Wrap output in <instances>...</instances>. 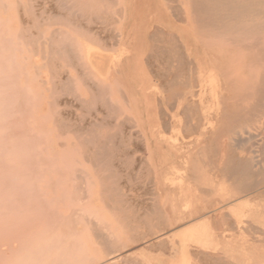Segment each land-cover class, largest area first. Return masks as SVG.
<instances>
[{"label": "rangeland", "instance_id": "1", "mask_svg": "<svg viewBox=\"0 0 264 264\" xmlns=\"http://www.w3.org/2000/svg\"><path fill=\"white\" fill-rule=\"evenodd\" d=\"M20 1H23V2H25V3H28L29 1L28 0H20ZM41 1V2H40ZM37 4H38V7H36L37 9L40 7V6H45L49 11H51V9H49L50 7H53L52 9H54L55 10V2H53L52 0H40ZM49 1H50V3L53 5H51L50 3H49ZM53 3H52V2ZM89 1V2H88ZM115 3H114V2ZM111 0V2L113 3H111L112 4V6H110V7H108V6H106L105 5V9L106 10H103L102 9V11L100 10V12H98L97 13V11H96V9H95V7L97 6V3H95V0H75V4L73 5V8L71 9V10H69V9H66V13L68 12L69 13V11L71 12V14H75L74 16V18L72 19V17H73V15H71L70 13H69V19L72 21L71 22V24L69 23V21L66 19L65 21L67 22V24H66V22L65 21H62L63 23H61V22H57V21H55V19L53 20V19H51V22H52V20H53V22L51 23V22H47V24H45V28L44 29H46L45 30V32H46V34L49 32V31H52V30H54V29H58L59 27H61L63 24H64V27H66V28H64V27H61V28H63V30L65 31V34H66V40H68V41H72V39H73V43H72V45H73V47L71 46V48L72 49H70V51H69V57L73 60V64H76V66H78L79 64H77L78 62L79 63H81L82 65H83V63L84 62H86V64H84L83 65V68H84V70L85 71H88L89 69L92 71H94V73H92V72H89V74L90 75H86V74H88V73H86L85 75L86 76H94V77H91V78H93V80L94 79H96V80H98L99 81V74L101 75V79L103 80V82L105 81L106 83L104 84V83H102V81H101V79H100V82H99V84H98V82L95 80V81H91L90 79L89 80H87L88 82H90L91 81V84H92V82H97V83H95V84H97V85H100V84H102V86H101V88L100 87H98V86H96L97 88H99V89H101V90H99L98 92L99 93H101V94H99V95H103L102 97L101 96H99L98 94L96 95L95 93H94V95H93V93L92 92H96V90H93V89H97L96 87H95V85H94V87H92L91 88V86H90V88L89 87H87L86 85V77H83V75L81 76L80 74L82 73V71H83V68L81 67V66H79V67H81L80 69H81V73H79V75H80V77H78V72L76 71L77 69H79V67H76V70H75V68L74 67H72V66H68V65H71V64H69V63H71V62H69V61H72L70 58V60L69 59H67V57H66V55L64 56V57H62L63 55H60L61 56V58H63V60L65 61V60H67L66 62H67V64L68 65H66V62L64 63V61L61 59V58H58V59H56V61L57 62H59V63H61V64H59V63H57L58 65H60V67L61 68H59V66H58V68H56L55 67V65H53V64H55L56 62L55 61H53L52 59H53V55L51 54V56L50 57H52V61H48V59L47 58H43L41 61H40V63H42V64H46L39 72H37L38 70H37V66L36 65H33L31 62H30V60H28V59H26L25 61H26V64H27V70H28V73H29V76H30V78L31 79H29V82H30V85L29 86H31V91H30V95H33L32 97V106L30 105V109H31V114L32 115H30L29 117H30V127L32 128V131L31 132H33V131H35L37 134H39V135H41V136H43V137H41V136H39V135H37L35 132H33V134L32 135H27V137H29V138H32V139H34V142H35V145H34V143H32V146H34V148H37V149H35L36 150V152H41V150L43 149V148H46L47 147V150L49 151V155L50 156H53L56 152H60V154H59V157L57 158V160L55 161V163H54V165H52V167H49V168H47V166H43L44 165V163H43V161H42V159H43V157H46V156H48L47 154V152H45V151H43V152H41V153H39V154H41V156L37 153H35L34 152V156H33V158H37L36 159V161H37V164H38V161L40 162V163H42V166H41V168L43 167V172H44V176H42V179L40 180V179H36L35 180V178L33 177H27V179H28V181H26V180H24L23 178H22V175H20V176H15V178L17 179V181L15 182L16 184H18L19 182H20V184H18L17 186H23V189H21V190H19V188H21V187H17L16 186V184L14 183L13 184V186H12V184H9L12 180H10V182L8 183V181L6 182V181H3V180H1L0 179V184L1 183H3V184H1L0 185V190H2L1 188L2 187H6L7 185V187H6V189L4 190H2L1 192H3V193H1L0 192V195L2 194V197L0 196V264H22V262L24 261V264H31L32 263V260H31V257L30 256H28V258H27V255L29 254V253H34V252H36L38 249H40V250H38L37 251V253H38V256H37V254H36V256H37V258L39 259V262L38 261H36V263L37 264H50L51 262H49L48 260L50 259V261H52L53 262V260H55L54 261V263L55 262H58V260H59V262H61L63 259H64V256H65V258H66V260H68V259H70V260H68L69 262H65V263H62V264H70V262L71 263H73V264H86V259L88 258V257H94V258H96V259H98V260H95L94 258V260L95 261H97V263L96 262H94L93 264H113L112 262H114V263H121L122 264V262H124L123 264H136V263H138V262H140L139 264H149V261H148V259H147V257L148 256H154V255H157V254H161V253H164V249L165 248H168V241H169V237H170V235H172L174 232H176L177 230H180L181 228H184V227H186V226H188V225H191V224H195V223H198V222H200V221H202V220H207V227H208V229H209V231L212 233V235H213V240L211 241V243H210V245L205 249H201V248H197V246H196V244H195V242L194 243H192L191 245H190V247H189V249H190V252H191V255H192V258H193V261L195 262V260H196V262H198L197 260V258H198V256L200 255H202V254H205L206 255V257L208 256V255H210V256H208V257H211V255H212V257L214 256V257H218V263H224L225 264V262L226 263H228V264H233V263H237V264H243L244 262L247 264L248 262L250 263V264H264L263 262H264V246L262 245V244H258V246H257V248H258V251H257V248L256 249H254V250H252V247H251V245H248L247 246V248H243L242 247V242H243V238L245 239V237H243L242 235H241V230L243 229V227H245L246 229L247 228H249V229H247V230H249L248 231V233H247V230H246V239H248V240H256V241H259L260 239H262V240H264V237L262 236V235H264V223H261V222H264V213H262V212H264L263 210H261V207H263L264 208V194H261V195H259V194H257L256 192H254V190L256 189V188H254V189H252V187H251V190H247V191H245L246 189H244L243 187H237L236 189H240V190H236L235 189V187H236V185L237 186H239L240 184H241V186H243L242 185V183H240L239 184V182H240V180H234L233 179V177H231L230 175L228 176L227 174H225V172L224 171H222L221 170V166H223L222 165V163H221V160H223L224 159V153H222V152H224L225 151V149H224V142H225V137H223V136H227V135H218V133L217 132H213L214 130V128L216 129V124H217V126L219 127V124H218V121L219 120H221V119H219L217 122H216V118L217 117H219L220 118V115L218 114V112L215 110V108H214V110H213V113H211L210 114V119H212V124H209V123H207V124H202V122L201 121H199V117L200 116H198V118L197 117H195V118H193V119H195V121H197V123L198 124H196L195 123V121L194 120H189V117L190 116H187L186 117V120H185V116L183 115V113H185L184 112V106H185V103L183 102V98H180L182 95L183 96H188L189 94H191L190 93V91L192 90V89H190L191 87H189V85L188 84H191V83H193L194 85H195V83L194 82H191L190 83V81H188L187 82V84L185 83V85H183L184 87H189V88H187V91H185L186 90V88H184L183 89V91L181 90L182 88H183V86L181 87V85L180 86H178L179 84H183V83H179V84H176L177 85V88L178 87H181V89L180 88H176V87H174V86H176V85H172L173 87H171L170 86V84L169 85H167L163 80H161L160 78H159V76L158 75H160L161 73L159 72V71H161V69H162V71L164 72V70H166V68H168L167 66H168V63H167V61H165V57H162V59H164L163 61L161 60V59H158L159 60V62L160 63H158V62H156V64H159L158 66L156 65V64H154V66L152 65L153 64V62L154 61H158V60H155L156 58H154V57H156L155 56V53H154V49L156 48V47H158L159 45H161V46H163L161 43L163 42V44L165 43L164 42V40L167 38V40H168V37H170L169 38V40L171 41V37H178L177 39L179 40H177L178 42H180V44H184V45H190L188 48H187V52H186V50L185 51H182V52H184V54H185V56H188L189 55V57L192 59V61H193V59H194V57L196 56V53L197 54H199V56H203V57H205V55H204V50H205V45L203 44V41H202V35L200 34V32L202 33V31H200L199 30V28H200V26H198L197 27V25H199V22H198V24H197V21H196V19L194 18L195 16V13H196V10H194V12L192 11L193 9H195V5H194V2H192V1H190V0H172V1H174V2H172L171 0L169 1V0H167V1H165V0ZM118 3H117V2ZM33 3H34V0L32 1ZM97 2V1H96ZM30 3V2H29ZM41 3V4H40ZM43 3V4H42ZM45 3V4H44ZM48 3V4H47ZM91 3H92V5H91ZM168 3V4H167ZM184 3V4H183ZM36 4V5H37ZM49 4H50V6H49ZM114 4H116V6L114 5ZM118 4V5H117ZM35 5V4H34ZM40 5V6H39ZM96 5V6H95ZM109 5H110V3H109ZM120 5H121V7H120ZM179 5H182L183 7H184V10H185V12L183 13L182 12V14H184L181 18H179L180 17V15H178V11H179V9L180 8H183L182 6L179 8ZM22 6V5H21ZM49 6V7H48ZM113 6H115V7H113ZM44 7V8H45ZM84 7L85 8H87V9H84ZM101 7V6H100ZM107 7H108V10H107ZM117 7V8H116ZM171 7H173L175 10L174 11H176V12H174L176 15H178L179 17V19H181V20H179V19H177L176 18V16H175V14L173 13V10L171 9ZM43 8V7H42ZM42 8H41V10H42ZM43 8V12L45 13H43L44 14V16H46V18L49 16V15H53V14H49V13H51V12H49L48 10H46V9H44ZM112 8H114V10L112 9ZM21 9H22V7H21ZM119 9V12L117 11ZM73 10V11H72ZM88 10V11H87ZM111 10H113L114 11V13L111 11ZM116 10V11H115ZM183 10V9H182ZM22 10H20V12H21ZM23 11H24V8H23ZM21 12L20 13V17L23 19L22 21H24L25 22V24H24V22H21L22 24L20 25L19 23H17V27H21V26H25L26 25V27H27V25L29 26V25H32L31 23L29 24V22L25 19V16L24 15H22V14H24V12ZM49 13H48V12ZM93 11V12H92ZM105 11H107V13L105 12ZM108 11H111L112 13H108ZM38 13H40L41 11L38 9V11H37ZM46 12H47V14H46ZM53 12V11H52ZM78 14V13H81L83 16H85L86 17V19L80 14V15H77L76 13ZM180 12V11H179ZM65 13V14H66ZM86 13V14H85ZM93 13H95V15L93 14ZM105 13V14H104ZM120 13V14H119ZM100 14V15H99ZM103 16H102V15ZM107 14H109V15H115L114 17H112L113 19H111V20H113V21H111L110 20V16L108 17V16H105V15H107ZM174 14V15H173ZM180 14V13H179ZM67 15L68 14H66V18H67ZM79 16V17H77V16ZM88 15V16H87ZM93 15V16H92ZM82 16V17H81ZM94 16H96V18L94 17ZM194 16V17H193ZM53 17V16H52ZM90 17H91V19H90ZM100 17H101V21H108V19L110 20V22L113 24V26L111 27L110 26V30H105L106 31V33H104V35H103V33H101V32H104L103 31V29H102V27H100V30H99V28H98V26H102V25H100V24H104V23H106V22H104V23H102V22H100L99 23V20H100ZM104 17V18H103ZM108 17V18H107ZM42 19L44 18V19H46L45 17H41ZM89 18V19H88ZM94 18V19H93ZM97 18H99V20H98V22H96V24L97 23H99V24H97V25H93V24H95V23H93V21L95 22V20L97 19ZM192 18H193V20L195 21V22H193L192 21ZM41 19V20H42ZM84 19H85V21H84ZM92 19H93V21H92ZM118 19V20H117ZM77 20V21H76ZM79 20V21H78ZM116 20H117V22H116ZM179 20V21H178ZM183 20V21H182ZM43 21V20H42ZM88 21H89V23L90 24H88ZM97 21V20H96ZM186 21H187V23H186ZM45 22H46V20H45ZM45 22H43V23H45ZM78 23L77 25L76 24H74V23ZM81 22V23H80ZM85 22H86V24H85ZM93 24H92V23ZM109 22V21H108ZM163 22V23H162ZM56 23V24H55ZM61 23V24H60ZM51 24V25H50ZM60 24V25H59ZM66 24V25H65ZM88 24V25H87ZM76 25V26H75ZM90 25H92L91 27H88V26H90ZM104 25H106V24H104ZM195 25H196V27L198 28H195ZM70 26V27H69ZM107 26H108V24H107ZM106 26V27H107ZM73 31H71L69 28ZM74 27V28H73ZM85 27H88V29L90 28V32H89V30L87 29V28H85ZM94 27V28H93ZM109 27V26H108ZM107 27V28H108ZM116 27H118V29L119 30H117L116 29ZM160 27V28H159ZM96 28V29H95ZM98 28V29H97ZM103 28H104V26H103ZM114 28V29H113ZM78 29V30H77ZM105 29V28H104ZM112 29V30H111ZM180 29V30H179ZM94 30H96L95 32L99 35V36H96L93 32H94ZM99 30V32H97ZM162 30H163V32H162ZM197 30H198V32H197ZM202 30V29H201ZM33 31H35L34 33L37 35V31H38V29H36V27H33ZM75 31V32H74ZM110 31V32H109ZM119 31V32H118ZM159 31H161V33L159 32ZM200 31V32H199ZM68 32H70V33H68ZM107 32H108V35H107ZM113 34H112V33ZM116 32V33H115ZM159 32V36H163L162 34H164V32H165V34L167 33V32H169L170 33V35L171 34H174L173 36H170V35H168V37L166 36V38H165V35L162 37V38H160V37H158V35L156 36V35H154L155 33H158ZM68 33V34H67ZM73 34V36H72V34ZM77 33V34H76ZM83 33V34H82ZM111 33V35H113L114 37H111V35H110V37H109V34ZM169 33H167V34H169ZM78 34H82L83 35V37H82V35H79L78 36ZM87 34V35H86ZM166 34V35H167ZM198 34H200L199 36H198ZM76 36V40H74L75 39V36ZM95 35V36H94ZM101 35V36H100ZM118 35V36H117ZM94 36V37H93ZM121 37V38H120ZM175 37V38H176ZM201 38V41L199 40L200 38ZM80 38V39H79ZM82 38V39H81ZM86 39V41H85V39ZM93 40H96V41H98L99 42V44L97 45V42L96 41H94V42H96V46L94 45V43L91 41L92 39ZM102 38H104V39H102ZM111 40V41H113L112 42V44H110L111 43V41L110 42H108L107 40ZM114 38V39H113ZM157 38H159V40L157 39ZM84 39V40H83ZM113 39V40H112ZM118 39V40H117ZM160 39H162L161 41H160ZM164 39V40H163ZM83 40V41H82ZM87 40L89 41L90 40V43H93V44H89V42H87ZM105 40V41H104ZM114 40L115 41H117L116 42V48H114L112 45H115L114 43ZM168 40V41H169ZM173 40V39H172ZM183 42H182V41ZM78 43H77V42ZM158 41H160V42H158ZM166 41V40H165ZM168 41H166V43L168 42ZM175 41V40H174ZM22 41L20 40V46H22L23 47V45H22V43H21ZM89 44V46H87V44ZM185 42H186V44H185ZM104 43H105V46L107 45V47H105L104 46ZM107 43V44H106ZM157 43L159 44L158 46H157ZM76 44H78V47H77V45ZM101 44H103V48L104 49H102L101 50V48L100 49H98L100 46H101ZM76 45V46H75ZM121 45V46H120ZM87 46V47H86ZM110 46H112L111 48V50H112V52L109 50V48H110ZM123 46V48L122 49H120L121 47ZM94 47H96V49L94 48ZM102 47V46H101ZM87 48H88V50H87ZM105 48H106V50H105ZM151 49V50H150ZM80 52H79V51ZM92 50H94V51H101L100 53L99 52H95V53H93L94 51H92ZM106 52H105V51ZM108 50V51H107ZM73 51H75L74 52V54L76 53L77 55H79L80 53H81V55L80 56H82V60L79 58V57H75V59L76 60H74V55H73ZM102 51H104V52H102ZM112 53H110V52ZM89 52H92V54H94V56H93V60H95V58H97L98 57V59H99V56H101L100 58L101 59H104V58H106V56H108V55H104V56H102V54L101 53H109V57H107V59L109 60V62H107L106 61V59H104V61H106L107 62V64H105L106 65V68H108V74L105 72L107 69L105 68L104 70H103V68L101 67V65L102 66H105L104 64H101V63H104V62H99L101 65H98V64H96V65H94V63H96V62H98V60L96 61L95 60V62L94 61H92L91 59V57H92V54L91 53H89ZM152 53L153 55H152V57H150L149 58V55L147 56V54L148 53ZM189 52H191V53H189ZM88 53H89V55H88ZM97 53V54H96ZM126 53V54H125ZM175 53V52H174ZM174 53L172 52L171 54L172 55H174ZM177 53V52H176ZM175 53V54H176ZM91 54V55H90ZM100 54V55H99ZM186 54H188V55H186ZM24 55L25 56H27L28 55V51H27V47H25V53H24ZM97 55H99V56H97ZM111 55L113 56L112 58H111ZM167 55V54H166ZM193 55V56H192ZM59 56V57H60ZM87 56V57H86ZM91 56V57H90ZM151 56V55H150ZM192 56V57H191ZM43 57V56H42ZM66 57V58H65ZM95 57V58H94ZM119 57H121L120 59H119ZM148 57V58H147ZM110 58V59H109ZM154 59V61H153V59ZM159 58V57H158ZM161 58V57H160ZM166 58H168V55H167V57ZM189 58V59H190ZM77 59H80L81 60V62L80 61H77ZM118 59V60H117ZM149 59V60H148ZM150 59L152 60V62H150ZM162 61V63H161V61ZM18 61H20V62H22L23 61V59L21 58V56H19L18 55ZM28 61V62H27ZM46 61H48L49 63H48V65H47V63H46ZM77 61V62H76ZM90 61V62H89ZM99 61H100V59H99ZM103 61V60H102ZM165 61V63H163ZM187 61L189 62L190 60H188L187 59ZM76 62V63H75ZM91 62H93V64L91 65ZM149 63V64H148ZM151 63V64H150ZM22 64H23V62H22ZM50 64H52V66L50 65ZM56 64V65H57ZM109 64H111V66L109 65ZM165 64V65H164ZM64 65H66L65 67H63ZM86 65H91L90 67L91 68H93V69H91L89 66H88V70H86L87 68H85L84 66H86ZM99 66L100 67V69H97V67L95 68L94 66ZM108 65L111 67H108ZM114 65V66H113ZM149 65H152V66H149ZM161 65H164V66H162L161 67ZM47 66H50V68L49 67H47ZM113 66V67H112ZM51 67H52V69H51ZM55 67V70L57 69H59L60 70V73L61 74H63L64 75V73H67V72H69V73H67V75L66 76H68V77H66L65 75V77L66 78H69V81L68 80H65L64 78H62V77H64V76H62V75H59V76H61V79L63 80V82L62 83H67V81H68V85H69V82H70V80H72V83H70V85H72V84H74V81H75V84H74V86H76V88L74 87L73 88V92L72 93H74V95H72V93L70 92V91H72L70 88V86H66L65 84H62L63 86L65 85L66 86V89H65V86H64V88L63 87H61V88H59V86L61 85V83H59V82H61V81H59L60 80V78H59V76H57L56 77V75H55V70H53V68ZM98 67V68H99ZM150 67H152V68H150ZM155 67H157V68H155ZM161 67V68H160ZM96 70H95V69ZM109 68H110V70H109ZM189 69H190V67H188ZM48 69H51V71L50 72H53L54 74H52L53 76L52 77H50L49 76V74H50V72L48 71ZM65 69H67L68 71L66 72H62L63 70H65ZM152 69V70H151ZM156 69V70H155ZM160 69V70H159ZM164 69V70H163ZM37 70V71H36ZM59 70H58V73H59ZM99 70H101V71H99ZM159 70V71H158ZM173 70V69H172ZM188 70V69H187ZM80 71V70H79ZM99 73H98V72ZM102 71H104L105 73H100V72H102ZM156 71H158V72H156ZM161 71V72H162ZM174 72H176V68H174ZM193 72V71H192ZM36 73V74H35ZM45 73H47V74H45ZM94 74V75H92V74ZM40 74V75H39ZM69 74V75H68ZM96 74V75H95ZM104 74H106V76L108 77H104ZM54 75H55V77H54ZM162 75V74H161ZM194 75V74H193ZM70 76V77H69ZM73 76V78H71ZM158 77V78H156V77ZM47 77V78H46ZM85 79V82H84V79ZM89 77V78H90ZM194 77H195V75H194ZM52 78H54V79H52ZM59 78V79H58ZM83 80H82V79ZM24 79V78H23ZM55 79H57V80H55ZM109 81H108V80ZM44 81V82H42V81ZM50 80H54V82L56 83V87H57V89H60V90H62V88L63 89H65V91H69V93L68 92H64L63 91V93L64 94H67L68 96V99H69V101H71L72 102V100H73V102H72V104L70 105V103L68 102V99H66L67 97H63V96H60L61 95V93H62V91H60V90H58L59 91V93H55V94H53V95H56V96H53V98L51 97V95L52 94H50L51 92H54V91H52V90H50L51 88H53V89H56L55 87H53L54 85H52L54 82H51ZM74 80V81H73ZM25 81V80H24ZM107 81H108V83H107ZM45 82H46V84H45ZM161 82H163L164 83V88H169V86H170V88H175V90L176 91H178V92H180V91H182V92H180V93H182V95L181 96H179L180 95V93L178 94L174 89H173V92H171V94L172 95H174L173 97H172V95H170L168 98L169 99H167V96L170 94V92H166V91H164L163 90V84L161 83ZM60 85H59V84ZM85 83V84H84ZM109 83H110V85H109ZM20 87L22 88V87H25V85L22 83V81L20 80ZM59 86H58V85ZM89 84V83H88ZM51 85H52V87H51ZM61 85V86H62ZM92 85V86H93ZM108 86L107 87V89H106V86ZM166 85H167V87H166ZM194 85H190V86H194ZM104 86V87H103ZM109 86L111 87V88H109ZM121 87V88H120ZM88 88L90 89V90H88ZM169 88V89H170ZM57 89H56V91H57ZM77 90V93H79L78 95H77V93H75V91ZM107 90V91H109L110 89H111V91L110 92H106V91H104V90ZM109 89V90H108ZM118 89H120V91H118ZM156 89H158L157 91H156ZM179 89H180V91H179ZM199 89V88H198ZM38 92H37V91ZM93 90V91H92ZM98 90V89H97ZM194 90H196V89H194ZM55 91V92H56ZM121 91H123V93H121ZM159 91V92H158ZM41 92V93H40ZM175 92V93H174ZM97 93V92H96ZM174 93V94H173ZM177 93V94H176ZM59 94V95H58ZM91 94V95H90ZM106 94H107V96H109L110 98H108V100H107V96H106ZM125 95V96H123V95ZM166 94V95H165ZM168 94V95H167ZM78 97H77V96ZM96 95V96H95ZM160 95V96H159ZM177 95V96H176ZM59 96V97H58ZM83 98V99H79V100H76V99H78V98ZM92 97V98H90L91 99V101L88 99L89 97ZM94 96V97H93ZM99 96V97H98ZM163 96H165V97H163ZM182 96V97H183ZM46 97V98H45ZM56 97H58V98H60V97H63V98H60V99H62V100H64V101H59V99H57ZM72 97V98H71ZM97 97V98H96ZM102 99H101V98ZM171 97L172 98H175V100L174 101H171L172 99H171ZM57 99L58 101L56 102L57 103V106L54 108V106L52 107V106H50V100H52V99ZM70 98H71V100H70ZM74 98H76V99H74ZM84 98L85 99H87V101L85 100L84 101ZM100 99V101H98L99 99ZM106 98V99H105ZM116 98V100H117V103H118V107L120 106L121 107V109L127 114L126 116H125V114L124 113H122L121 111L120 112H118L119 110H121V109H119L118 107H116V106H114L115 105V101L113 100V99H115ZM150 98V99H149ZM21 99V98H20ZM23 99L24 98H22V101H23ZM95 99V100H94ZM110 99V100H109ZM160 99V100H159ZM81 100H83L84 102H85V106H87V107H85L84 109L85 110H83V108H82V103H81ZM90 102H89V101ZM102 100H104V101H102ZM163 100V101H162ZM168 100H170L173 104H174V102H175V104L172 106H169L171 103H169L170 101H168ZM50 101V102H49ZM53 102L55 101V100H52ZM78 101V103H75L74 104V102H77ZM95 101V102H94ZM98 101V102H97ZM161 101V102H160ZM168 101V102H167ZM187 101H188V103H190L189 105L190 106H193L194 105V103L196 102L195 101V98L193 99V98H191L190 96L187 98ZM195 101V102H194ZM58 102H60L59 103V105L60 104H62V103H64V105L66 104V102H67V104L68 105H70V106H67V105H63L62 104V106H58ZM62 102V103H61ZM91 102H92V104H91ZM97 102V103H96ZM108 102V103H107ZM109 102H111L112 104H113V106H112V104L111 103H109ZM89 103V104H88ZM100 103H102V104H100ZM117 103H116V105H117ZM160 103V104H159ZM161 103H162V105H161ZM76 104H78V105H76ZM82 104V105H81ZM90 104L91 105H93V106H90ZM100 104V105H99ZM109 104H111V105H109ZM184 104V105H183ZM72 105H76V106H79L78 108L79 109H76V108H74L75 106H72ZM89 105V106H88ZM99 107V110L100 111H98V107ZM102 105V106H101ZM72 106V107H71ZM97 107V108H95V107ZM105 106V107H104ZM70 107H71V110H70ZM82 109H81V108ZM88 107H90V108H92V110L90 109V108H88ZM104 107V108H103ZM108 107V108H107ZM110 107V108H109ZM112 107V108H111ZM51 108H54V109H56L57 108V110H62L60 113H62V115H61V117H63V123H65V125L62 123H60V122H58V121H54V120H56V117L58 118V116H55V115H57V114H54L53 112H52V110L51 111H49ZM62 108H68V109H62ZM74 108V110H72ZM86 108H88V109H86ZM160 108V109H159ZM90 109V110H89ZM117 109V110H116ZM67 110H68V113H67ZM112 110V111H111ZM167 110H168V112H167ZM71 111V112H70ZM72 111H74V112H72ZM75 111L77 112V113H83V112H85V113H83V115L82 114H80L81 115V117L83 116H85L83 119H87V120H83L81 117H80V115L78 116V115H75L76 116V119H79V120H81V121H79V120H77V121H79V122H77L76 120H73L74 119V117L75 116H73L74 114H75ZM96 111H98V112H101V113H96ZM105 111V115L103 114V112ZM117 111V112H116ZM160 111V112H159ZM59 112V111H58ZM92 112H94V113H96V115H94ZM183 112V113H182ZM63 113H64V115H63ZM71 113H74V114H72L71 115ZM117 113V114H116ZM121 114V115H118V114ZM65 114H67V115H65ZM68 114H70L69 116H68ZM104 115V116H102V115ZM112 116H111V115ZM218 114V115H217ZM88 115V116H87ZM93 115H94V118H93ZM181 115V116H180ZM27 115H25V116H23L22 118H24V117H26ZM43 116V117H42ZM68 116V118L71 116V118L72 119H70V121H69V119L68 118H65V117H67ZM86 116H87V118H86ZM99 116V117H98ZM107 116V117H106ZM112 118L111 119V121H110V117ZM116 116V117H115ZM124 116H125V118H124ZM128 116L130 117V116H132V117H130L129 119H131L130 120V122H129V119L127 120L129 123H127L126 122V119L128 118ZM194 116H197V114H193V117ZM60 117V116H59ZM88 117H90V118H88ZM101 117H103L102 119H101ZM105 117V118H104ZM118 117V118H117ZM98 118H100V119H98L99 121H101V123L100 122H95V120L97 121V119ZM109 118V119H108ZM114 118V119H113ZM117 118V119H116ZM124 118V119H123ZM65 119H67L68 121H66ZM116 119V120H115ZM121 119H123V121L121 120ZM164 119V120H163ZM191 119V118H190ZM200 119H201V117H200ZM71 120L72 121H76V122H74L75 124L76 123H79L80 124V126L82 127L83 126V130H82V128H79V127H77V126H79V125H76V126H74L75 124L74 123H72L71 122ZM90 122H89V121ZM107 120V121H106ZM112 120H115L114 121V123H113V121ZM190 121L191 123H194V124H196V125H198V126H194V124H193V127H194V131L192 130L191 131V129H190V131H191V133H190V131H188V129L186 130V132L187 133H184L185 131H184V129L183 128H185V126H186V121ZM85 121H87V122H85ZM109 121V123H107ZM125 121V122H124ZM131 121H135L136 122V124L135 125H137V128H138V131H140V133L138 134V132H137V129H132V132L133 133H130V131H131V129H129V127H131L132 128V126H134V124L133 125H131ZM164 121H166V122H164ZM188 121V122H189ZM70 122V123H69ZM87 123V124H90L91 126H89V125H87L86 126V124H83V123ZM89 122V123H88ZM112 122V123H111ZM179 122V123H178ZM183 122V123H182ZM189 122V123H190ZM200 122V123H199ZM215 122H216V124H215ZM74 124V125H72V124ZM117 123H122V124H117ZM133 123V122H132ZM190 123V124H191ZM264 123V122H263ZM58 124H59V126H60V124L62 125V129L63 130H60V131H58V129H59V127H58ZM111 124V125H110ZM113 124V125H112ZM115 124H116V126H115ZM165 124H166V126H165ZM167 124H169V125H167ZM188 124V123H187ZM189 124V125H190ZM74 126V128L76 127L77 128V130H82V131H84L85 129V134H83V133H81V131H78L77 132V134L76 133H74V132H72V128L73 127H71L70 128V126ZM84 125L86 126L85 128H84ZM94 126V128H96L95 126H98V127H102V128H99L98 129V127L96 128V130H98V133L95 131V133H97V134H94V132H90L91 130L90 129H93L94 130V128H90V127H93ZM214 125V126H213ZM122 126H124L123 128H121ZM165 126V127H164ZM192 126V125H191ZM191 126H186V127H191ZM105 127V128H104ZM106 127H109V128H111V129H107ZM121 129H120V128ZM127 127V130L129 129V132L127 131V134H126V131L124 130V128H126ZM217 127V128H218ZM34 128V129H33ZM76 128L74 129V131L76 130ZM116 128H118V129H116ZM136 128V127H135ZM166 128H168V129H166ZM264 124H261V128L260 127H258V132H264ZM172 129V130H171ZM37 130V131H36ZM88 130H90V131H88ZM102 130V131H101ZM108 130H110V131H112V132H110V131H108ZM119 130H121V131H119ZM122 130H124V132H122ZM170 130V131H169ZM177 130V131H176ZM218 130H219V128H218ZM71 131V132H70ZM89 132L88 134L89 135H87V133L86 132ZM61 132H63V133H61ZM76 132V131H75ZM80 132V134L78 135V133ZM101 132H103L104 133V135H107L106 136V138H105V136L104 135H101L102 133ZM107 132H108V134H107ZM116 132V133H115ZM170 132H173V133H170ZM176 132V133H175ZM177 132H179V133H177ZM214 134H213V133ZM260 132V133H261ZM60 133V134H59ZM91 133V134H90ZM135 133V134H134ZM201 133H202V135H201ZM81 134H83V135H81ZM93 134L97 137V139H101L103 142L106 140L107 142H108V145H106L107 144V142L105 141L103 144H105V148H106V150H107V148H109V146H110V148L107 150V151H111L110 153L111 154H115V152L118 150V147H119V151H117L116 152V154H115V156L114 157H116V158H114V160L112 161V164H114L115 166H117L119 169H117L114 165H110V167H109V165H107V164H105V163H102L101 164V162H98V165H97V167H96V165H95V168H94V164H92L90 161H86V160H84V158H85V155H86V150H87V148L88 147H83V144L85 145V143L86 142H88L89 141V144L88 143H86V144H88V145H86V146H91L92 147V145L93 144H91L92 142H90V140L91 139H93L92 138V136H93ZM113 134V135H112ZM116 134V135H115ZM118 134H124L125 135V137H123V136H118ZM130 134H132V135H130ZM176 134V135H175ZM213 134V135H212ZM215 134H217L216 136H218V138L217 137H215L214 135ZM57 135L59 136L58 137V140L57 141H55V143H53V139H55L56 140V137H57ZM77 135V136H76ZM111 135V136H110ZM142 136V138H143V141L142 140H140V136ZM178 135V136H177ZM179 135H181V137L179 136ZM191 135V136H190ZM206 135V136H205ZM3 137H4V135H2ZM20 136V138L21 139H23V138H26V136L25 135H19ZM19 136H17L16 135V139L18 138L19 140H21L20 138H19ZM22 136H25V137H23L22 138ZM84 137V139L82 138V137ZM86 136V137H85ZM88 136V137H87ZM94 136V137H95ZM101 137L102 136V138H104V139H102V138H98V137ZM104 136V137H103ZM108 136H109V139H108ZM132 136V137H131ZM214 136V137H213ZM219 136H222V137H219ZM2 137V138H3ZM45 137V138H44ZM77 137H79L80 139L82 138L83 140L82 141H80L79 140V138H77ZM89 137H91L90 138V140H88L87 138H89ZM115 139H114V138ZM116 137H121V138H123V139H120V138H116ZM128 137V138H127ZM131 137V138H130ZM135 137V138H134ZM178 139H177V138ZM189 137H191V139L189 138ZM127 138V139H126ZM130 138V139H129ZM172 138V139H171ZM183 138H186L187 140H185V139H183ZM211 139V140H214L213 142L216 144V146H220L221 144V147H218L219 148V150L218 149H216L215 147H214V143L213 142H211V143H213V144H208L210 141H207L208 139ZM216 138V139H215ZM17 139V140H18ZM40 139H44V142L43 143H41L42 142V140H40ZM87 139V140H86ZM97 139L95 140V141H97ZM220 139H222V140H220ZM115 140L118 142V145H116L117 144V142H115ZM120 140H122V141H120ZM126 142H125V141ZM129 140V141H128ZM160 140V141H159ZM195 140V141H194ZM221 141L220 143H217V141ZM99 141V140H98ZM113 141V142H112ZM120 141V142H119ZM131 141V142H130ZM133 141V142H132ZM140 141V142H139ZM208 143H207V142ZM31 142H33V140L31 141ZM59 142H61V143H63L61 146H60V144L61 143H59ZM80 142H81V144H80ZM111 142V144H109ZM136 142H138V143H136ZM141 142H143V143H141ZM95 143V142H94ZM98 142H96L95 144H97ZM114 143H115V146H114ZM128 143V144H127ZM131 143V144H130ZM132 143H134V144H132ZM142 144V146L143 147H141V144ZM227 143V142H226ZM120 144H121V146H120ZM130 144V145H129ZM135 144H137L138 146L140 145V149H139V147L137 146V145H135ZM207 144L209 145V148L211 149V147H214V149H215V151H217L216 153L218 154V153H220L219 155H221V153H222V155L221 156H218L217 155V157H216V160H213V159H215V154H211L212 153V151H214V150H212V151H207V149H205V148H208V147H205V145L207 146ZM122 145H123V147L125 148V149H130V154L132 155H130L129 154V150L127 151H125V149L122 147ZM129 145V146H128ZM135 145V147H133V146ZM146 145V146H145ZM213 145V146H212ZM108 146V147H107ZM132 146V147H131ZM137 146V147H136ZM223 146V147H222ZM43 147V148H42ZM112 147H114V150H113V148ZM117 147V148H116ZM130 147V148H129ZM200 147V148H199ZM90 148V147H89ZM88 148V149H89ZM136 148V149H135ZM143 148V149H142ZM33 149V148H32ZM111 149V150H110ZM122 149H124L123 151H121ZM224 150V151H223ZM115 151V152H114ZM122 153H121V152ZM132 151H134L133 153H132ZM137 151H139V152H137ZM187 151V152H186ZM214 151V152H215ZM120 153V157H118L119 155V153ZM186 152V153H185ZM201 152V153H200ZM236 152H240V150H238V151H236ZM125 153V154H124ZM184 153V154H183ZM186 154V155H185ZM257 154H259V153H257ZM256 153H254V156L255 157H257L258 155H257ZM118 155V156H117ZM126 155V156H125ZM128 155V156H127ZM36 156V157H35ZM43 156V157H42ZM76 156V158L74 159V157ZM122 156V157H121ZM137 158H136V157ZM182 156H184L185 157V159H182ZM41 158V160H40V158ZM132 157V158H131ZM142 159V160H140V158ZM144 157V158H143ZM199 157H201V158H199ZM211 157V158H210ZM223 157V158H222ZM118 158V159H117ZM125 160H123V159ZM135 158L137 159L136 160V162H135ZM213 158V159H212ZM86 159H87V156H86ZM131 159V160H130ZM31 160V159H30ZM44 160H45V158H44ZM144 160V161H143ZM184 160H186V161H184ZM210 160H212L213 161V163H211V162H209ZM36 161L34 160V162L36 163ZM122 161V162H121ZM127 161H129V162H127ZM138 161H140V163L138 162ZM142 161V162H141ZM120 162V163H119ZM144 162H147V163H145L144 164ZM208 162V163H207ZM74 163H76V165L74 164ZM133 163V164H132ZM134 163H136V164H134ZM213 164V165H210L209 166V164ZM220 163V164H219ZM37 164H35L34 166H36ZM104 164L106 165V166H108L107 167V169L109 170V172L110 171H112L113 170V172H111L110 173V175L111 176H109V173H105V175H103V173L101 174L100 173V171L101 170H103V171H101V172H106V170H104L105 168V166H104ZM132 164V165H131ZM138 164V165H137ZM171 164H176V166H177V168L178 169H183V172H182V175L184 174V179H183V182H178V183H176V184H171V183H169V182H166L163 178H164V176H163V168L164 169H166V167H167V169L166 170H168L169 171V169H171L172 170V168H170V166H171ZM193 164V165H192ZM207 166H206V165ZM32 165V164H31ZM30 165V166H31ZM122 165H123V167H124V169H123V167H122ZM147 165H149L150 167H151V169L148 171V170H146V168H148L147 167ZM29 166V168H27V169H32L31 167ZM98 166H100V168L98 167ZM115 168H114V167ZM211 166H212V168L213 167H215L214 168V170L213 169H211ZM102 167V168H101ZM120 167H121V169H120ZM138 167H140V168H138ZM196 167V168H195ZM45 168H47L46 170H45ZM57 168V169H56ZM104 168V169H103ZM112 168H114V169H112ZM138 168V169H137ZM193 168H194V171H192L193 170ZM216 168H217V170H216ZM220 168V169H219ZM33 169L35 170V168L33 167ZM70 169H72L75 173L76 172H78V171H75L76 169H80L79 171V175L80 176H84V182H83V186L82 187H79V186H81L82 185V180H81V178L79 177V179H77V181H79V183H81V184H76L77 186H76V188L74 187V184L75 183H77V182H74V183H72V177H71V175H73V173H72V170H70ZM112 169V170H111ZM129 169V170H128ZM133 169H136V172L135 171H131L130 172V170H133ZM141 169H143V170H141ZM195 169H197V171L195 170ZM28 170V171H29ZM34 170H30V172L31 171H34ZM52 170V171H51ZM58 170H60L63 174H60V173H58L59 171ZM82 170V171H81ZM97 170V171H96ZM122 170V171H121ZM125 170H126V172H125ZM128 170V171H127ZM138 170H140V174H139V172H138ZM219 170H221V171H219ZM27 171V172H28ZM96 171V172H95ZM117 171V172H116ZM151 171V172H150ZM198 171H199V173H198ZM217 171H219V172H221V178L219 179V180H217V179H215L214 177H213V172H214V174L217 172ZM10 172V176L8 177L9 179H10V177H12V174H13V172L14 171H9ZM48 172V173H47ZM97 172H99V174H101L100 175V177L98 176L99 174H97ZM127 172H129V173H127ZM143 174H142V173ZM146 173V175H145V173ZM151 174H150V173ZM193 172V173H192ZM1 173L3 174V173H5L4 171L2 172L1 171ZM0 173V174H1ZM17 173V174H16ZM33 173V172H32ZM113 173H115V174H113ZM122 173H124V174H122ZM125 173H127V174H125ZM132 173H138V174H136L137 176H138V178H137V176L135 175V174H132ZM147 173H149V174H147ZM1 174V175H2ZM15 174L16 175H19V174H21V172H18V171H15ZM31 174V173H30ZM48 174V175H47ZM107 174V175H106ZM122 174V175H121ZM131 174V175H130ZM0 175V176H1ZM6 175V177L8 176L7 175V173L5 174ZM5 175H3V176H1L2 178H5ZM78 175V174H77ZM78 175V176H79ZM113 175H114V178H112L113 177ZM119 175H121V176H125V175H127V178H128V180H131L132 181V185L130 184V182L131 181H128L127 182V179H125V180H121V182L119 181L121 178L122 179H124V178H126V177H120ZM149 175V176H148ZM150 175H152V176H150ZM176 175H178V172H176ZM179 175H180V173H179ZM178 175V176H179ZM226 175V176H225ZM32 176V175H31ZM148 176V177H147ZM101 177H104V178H106V179H104L105 181H107V183H109V184H107V185H109L108 187L110 188V191H109V188L107 187V189H108V191L109 192H111V190L113 189L114 190V192L112 191L111 193H116L114 196H109L111 193H107V195L109 196V198H108V196L106 195V194H104V193H106L107 191V189L106 188H103V190H101L102 188H101V186H103V185H105V187H106V184L104 183V182H100V180L102 179ZM135 177H136V179L138 180V179H146V178H149V183H148V181H146L145 180V182H147V183H144L143 182V184L141 183V184H139L138 183V181L137 180H135ZM142 177V178H141ZM228 177V178H227ZM30 178H32V180H34L35 182H33L32 180H30ZM43 178H44V180H43ZM59 178V179H58ZM101 178V179H100ZM119 178V180H116V179H118ZM133 178V179H132ZM26 179V178H25ZM54 181H53V180ZM61 179V180H60ZM153 180V181H151V180ZM194 179H195V181H194ZM196 179H197V182H196ZM226 179V181L224 182V180ZM227 179L228 180H230V181H232V179L234 180L233 182L234 183H232V182H230L229 181V183L230 184H227L228 183V181H227ZM235 179H238V178H235ZM259 179H260V177H258V180L256 179V178H254V179H249V184H253L254 185V183L255 184H257V186L256 185H254L253 187H259V183H257L258 181H259ZM30 180V181H29ZM40 180V181H39ZM57 180V181H56ZM110 180V181H109ZM112 180V181H111ZM1 181H3V182H1ZM27 182V184H26V182ZM57 182V185H53L54 183L53 182ZM58 181H60V182H58ZM93 181V182H92ZM102 181V180H101ZM124 181H125V183H127L126 185L124 184ZM219 181V182H218ZM237 181V182H236ZM5 182V183H4ZM13 182V181H12ZM11 182V183H12ZM18 182V183H17ZM31 182H33V184L35 185V183H37L36 185L37 186H39V187H37V188H41V189H37V190H39L40 191V193H39V191L37 192V193H39V194H37L36 195V193H33L34 195H35V197L34 196H32L33 194L32 193H30V192H32L33 191V189H34V187L36 186H34L33 184H31ZM71 182V183H70ZM95 182V183H94ZM122 183V184H120V183ZM133 182H136V183H138V187H139V189H138V187L135 185V183L133 184ZM207 182V183H206ZM218 182V183H217ZM223 182V183H222ZM252 182V183H251ZM52 183V185H53V187H51L50 186V184ZM101 183H104V184H102L101 185ZM113 183V184H112ZM118 183H119V186H120V188L118 189V187H116V186H118ZM151 183V184H150ZM221 183V184H220ZM236 183H238V184H236ZM5 184V185H4ZM31 184V185H30ZM56 184V183H55ZM110 184H112V185H110ZM115 184V185H114ZM144 184H145V186H146V184H147V188L150 186L151 188H149V189H144V188H140V187H142V186H144ZM198 184H200V185H198ZM207 184V185H206ZM232 184H234V185H232ZM123 185H125V186H123ZM135 186V188H136V190H135V188H134V186ZM140 185V186H139ZM229 186V188L228 187H226V186ZM230 185L231 186H233V188H234V190H232V187H231V191L229 190L230 189ZM15 186L18 188V190L21 192L22 190V192L20 193L21 195H17V193H16V191L15 190H17V188H15ZM27 186V187H26ZM32 186V187H31ZM112 186H114V187H116L115 189H114V187H112ZM121 186L123 187V190L121 189ZM128 186V187H127ZM131 186V187H130ZM133 186V187H132ZM199 186H200V189H202V190H200L199 189ZM201 186H203V187H201ZM206 186H208L207 188H209V187H211L212 186V188H209L210 190H214L215 188L213 187V186H215L216 187V189L214 190L215 192H213V191H211L210 192V190H207V188H205ZM220 186V187H219ZM261 186V185H260ZM54 187H55V190H54ZM80 188L79 190H81V188H82V191H78V193L80 194V192H82V193H84V191L83 190H85V195H83V196H81L80 195V199H82L81 201H80V199H78V198H76V200H75V197L76 196H79V194L77 193V195L75 194V197H74V194H72V192L76 189V191H74V193H76L77 192V189L78 188ZM219 187V188H218ZM26 188H28V190L26 189ZM31 188H33V189H31ZM129 188V189H128ZM133 188V189H132ZM228 188V189H227ZM25 189V190H24ZM43 189H45V190H43ZM71 189V191H69ZM87 189V190H86ZM106 189V190H105ZM116 189H118L119 191H117ZM127 189V190H126ZM17 190V192L19 193V191ZM34 190H36V189H34ZM36 190V191H37ZM105 190V192L103 193V191ZM120 190H122V192L120 191ZM145 192H144V191ZM149 190V191H148ZM175 190V191H174ZM219 190V191H218ZM228 190V191H227ZM24 191H26V193H24ZM28 191V192H27ZM30 191V192H29ZM36 191H34V192H36ZM116 191V192H115ZM127 191H128V193H127ZM147 191H148V193L150 192V194H147ZM198 191V192H197ZM12 193V194H10V193ZM44 192V194H42V193ZM87 192V193H86ZM101 192L103 193L102 195H101ZM126 193V196H128V195H131V198H130V196L129 197H127V198H129L130 200H132V204L133 203H137V204H133V207L131 206L132 204L131 203H129L130 205H129V207L131 208L132 207V209H128V203L126 204V202H130V200L129 199H127V198H123V196L121 197V195H125V193ZM140 192H142V194H144V196L140 193ZM169 192V193H168ZM205 192V193H204ZM220 192V193H219ZM222 192V193H221ZM15 193V194H14ZM30 193V194H29ZM61 193H64V196H62L61 195ZM95 193V194H94ZM124 193V194H123ZM130 193H132V194H134L133 196H132V194H130ZM139 193V194H138ZM205 195H207V194H209V195H207V196H205ZM214 193V194H213ZM216 193H217V195H218V193H219V196L221 197H219V196H217L216 195ZM228 193H230V194H232L231 196L232 197H230V196H228ZM234 193H235V195L236 196H233L234 195ZM243 193V194H242ZM244 193H245V195H244ZM4 194V195H3ZM14 194V195H13ZM24 194H28L27 196L26 195H24ZM118 194H120V196L118 195ZM128 194V195H127ZM243 196H242V195ZM6 195V196H5ZM18 197H17V196ZM39 195V196H38ZM73 195V196H72ZM121 197L120 198V200H118V197ZM137 195H140V196H137ZM153 195V196H152ZM239 195H241V197H238ZM16 196V197H15ZM24 196V197H23ZM103 196H107L106 197V199L103 197ZM135 196V197H134ZM143 198H142V197ZM210 196H211V198L213 197V199L212 200H210ZM224 196V197H223ZM226 196H228V197H226ZM5 197V198H4ZM9 197V198H8ZM16 199H15V198ZM72 197H73V199H72ZM84 197H86L85 198V200H84ZM116 197V198H115ZM125 197V196H124ZM132 197H133V199H132ZM137 197H139V198H142V200L144 201V202H141L142 200L141 199H138ZM147 197H150V199H148ZM151 197L153 198V199H151ZM216 197H218V199H216V201H217V203L216 204H214V201L213 200H215L214 198H216ZM223 197V198H222ZM236 197V198H235ZM2 198V199H1ZM63 198V199H62ZM137 198L138 199V201H136L135 199ZM145 198H147L148 199V201L149 202H151V204L150 203H148L147 204V202H146V200L147 199H145ZM154 198H156L155 199V202L153 203V204H155L156 205V203L157 204H160V206H161V210L163 211V213H161L162 211H160L159 210V205H158V207L157 208H154V205H152V202L154 201ZM208 199L209 198V201L210 202H207L208 200H206V199ZM225 198V199H224ZM239 198V199H238ZM61 199H62V201H61ZM123 199V202H121V200ZM127 199V200H126ZM220 199V200H219ZM224 201H222V200ZM50 200H51V202H50ZM58 200H60V201H58ZM73 200H75L74 201V203L72 202ZM103 200H104V202L106 201L107 203H109L108 205H106L104 202H103ZM107 200H112V201H110V202H108ZM120 202L119 204H117L116 202ZM133 200H135V201H133ZM140 200V201H139ZM114 201V202H113ZM213 201V202H212ZM215 201V202H216ZM221 201V202H220ZM113 202V203H112ZM141 202V205L143 206L142 208H140V210H144V211H140V212H138L139 214L138 215H136L135 217H136V219H137V217H140L141 215V218H138V220H140V219H142L143 217H144V219H142V220H145V218L148 216V218H146V220L148 221L149 220V217H150V219L152 218L153 219V215L156 217V219H157V217H159V218H161V220L164 218V217H161L163 214V216H165V218H164V220H162V222L161 223H163V222H166V224H158V222H156L158 225H161V226H157V224H151V223H155V222H151L152 221V219L147 223V221H146V223L147 224H149L150 222V224H149V226L147 225L146 226V228L148 227V230L145 228V226H143V227H141L140 225H145L146 223H140V222H138L137 224H136V219L135 218H131V216H133V215H131V214H134V213H136V211H134L133 213H132V210H133V208H135L136 206H138V204ZM159 202V203H158ZM187 202V203H186ZM227 202V203H226ZM48 203H50V205L48 206V207H46V205H48ZM52 203V204H51ZM114 203H116L117 205L115 206L116 208H118V210H116V208L114 209H110V207H114ZM125 203V204H124ZM142 203H146V205L145 206H147L148 205V207H147V210H149L148 208L150 207H153V209H151V210H153V211H151V210H149V211H147L145 208L146 207H144V205L142 204ZM211 203V204H210ZM226 203V204H225ZM238 203H242V204H245V206L247 205V208H244L245 210H244V216L242 217V219H241V221H238V219H236V217H234V215L230 212V208L232 207V206H234V205H236V204H238ZM124 204V205H123ZM64 205H66V206H64ZM110 205V207H107V206H109ZM112 205V206H111ZM126 205V206H125ZM141 205H139L138 206V208L139 207H141ZM151 205V206H150ZM211 205H220V206H217L216 207V209H215V206H212V208H213V210H211L210 211V206ZM260 205H261V207H260ZM71 206V207H70ZM121 206H125L126 207V209H128V210H126V211H129V213L128 212H126L125 214H126V216H128V218L126 217V221L124 220L123 222L120 220L121 219V216H119V215H123V212L121 213V212H117V211H119V209H121L122 207ZM135 206V207H134ZM189 206V207H188ZM259 206V207H258ZM51 208V210H53V209H55V214L51 211V210H49L50 208ZM77 207V209H75L74 211H75V213H74V215L75 214H80V216L79 215H77V216H74V217H77V218H74V219H78V218H80V219H78V220H76V221H72V220H74L72 217H69V218H71L72 220V222H75V223H72L71 221H68V222H61V221H64L65 219H63L62 217L63 216H67V215H69L70 214V212L72 211V209L73 208H76ZM47 208H49V209H47ZM72 208V209H71ZM78 208H80V209H83L82 210V212L81 213H76V211L77 212H79L78 211ZM138 208L137 209H135V210H137L138 211ZM211 208V209H212ZM221 209V211H222V214L224 213V212H228L227 214H228V216L230 217V219H231V223H232V225H235V226H230L231 225V223L229 224V227H227V225H228V223L229 222H227V221H229V218H228V216L226 217V214H225V216L224 215H220V209ZM123 210H120V211H124L125 209H124V207L122 208ZM154 209H157L158 210V214H160V216H156V215H158V214H156L155 215V210ZM219 211H218V210ZM224 209V210H223ZM246 209H248L249 211L247 212V210ZM253 209H255V210H257V211H255V210H253ZM57 210V211H56ZM87 210H88V212L90 213V215L89 216H91V214H93L92 216L95 218H91L90 219V217L87 215ZM111 210H112V212H113V210H115V212H116V214L115 215H113L112 216V213H110L111 212ZM131 210V211H130ZM214 210H217L216 212H214ZM251 210V211H250ZM258 210H261V212L260 211H258ZM48 211V212H47ZM50 211V212H49ZM81 211V210H80ZM145 211H147V212H150V214L149 213H147V212H145ZM210 211V212H209ZM246 211V212H245ZM41 212V213H40ZM53 213V215H52V213ZM84 212H86V215H85V213ZM96 212V213H95ZM144 213V215L147 213V216L145 217L144 215H143V213ZM214 212V213H213ZM219 212V214L217 215V213ZM254 212H255V214H254ZM44 213V214H43ZM48 213V214H47ZM72 213V212H71ZM118 213V214H117ZM152 213H154L152 216H151V214ZM42 214V215H41ZM50 214L52 215V218H56L55 220H56V222L53 220V219H51V217H50ZM62 214V216H60ZM130 214V215H129ZM141 214V215H140ZM250 214V215H249ZM258 214H260V216L258 215ZM45 215H47V217H49V218H47L48 219V221H53V222H51L52 224H55V225H58V226H56L57 228H53L54 226H52V229H51V225H49V224H47V225H49V226H47L46 225V223L44 222V221H42V219L43 220H46L45 218H46V216ZM49 215V216H48ZM73 215V214H72ZM72 215H70V216H72ZM82 215H84L85 216V218H84V216H82ZM98 215V216H97ZM215 215L218 217L219 215H220V217H223V222L224 221H226L225 219L226 218H228L227 219V221L226 222H224V225H223V223L221 222V221H219L220 219V217H218V218H216L215 217ZM255 217H257L256 219L254 218V216ZM43 218H42V217ZM54 216V217H53ZM87 216V217H86ZM114 216H118L117 217V219L118 220H120V222H122V223H120L118 220H116V218L114 217ZM124 216H122V218L124 217ZM130 216V217H129ZM38 217H41V218H38ZM68 217V216H67ZM66 217V218H67ZM134 217V216H133ZM154 217V218H155ZM194 217H197L196 219L194 218ZM213 217H215V218H213ZM87 218H89V219H87ZM130 218V219H129ZM193 218V219H192ZM233 218V219H232ZM251 218H253V220H251ZM62 219V220H61ZM99 221H101V220H104L105 222H107V223H105V225L106 224H109V225H104V221H103V224L101 225V224H99V223H101V222H99ZM124 219V218H123ZM132 219H134L135 221L133 222L132 221ZM222 219V218H221ZM68 220H70V219H68ZM89 222H88V221ZM92 220H95L94 221V225L92 226V224L93 223H91V222H93ZM128 220H130L129 222H128ZM137 220V221H138ZM141 220V221H142ZM160 219H157V221H159ZM246 220V221H245ZM263 220V221H262ZM42 221V222H41ZM77 221H79V223L77 222ZM82 221V222H81ZM96 221H98V223H96ZM131 221L133 222L132 223V225H131ZM153 221H155V219L153 220ZM188 221V222H187ZM215 221V222H214ZM218 221H219V223L220 224H222V225H220L219 223H218ZM234 221V222H233ZM248 221V223H249V221H250V225H257V226H254L253 228L248 224V226H247V222ZM41 222V223H40ZM77 222V223H76ZM219 224V226L218 225H216L217 223ZM70 223H71V225L73 226L74 224L76 225L75 227L76 228H78L77 230L80 232V231H83V232H81L80 234H78V233H76V235L75 234H73L72 236L73 237H69V239L71 238V240H72V238H74L73 240H75L76 241V239H75V237L74 236H76V238H77V240H79V241H77L78 243H80V246L78 245V243H76L75 241H74V243L76 244V245H78L79 247H76V248H74L75 246L72 244V241H70V240H68V238H66L67 236H65V235H61L62 236V238H63V236L65 237V239H67L66 241H67V243L70 241L71 242V246L69 247V249L67 248L68 247V244L66 243V242H64V238L62 239V241H61V239L59 238V237H61L60 236V234H61V232L60 231H62V234L64 233V234H66V231H67V233H68V230H70L69 231V233L70 232H72V229L70 228V229H68L69 227H68V225H66V224H69V226H70ZM128 223H130L129 225L130 226H134L135 224V226H137L139 223H140V225H138V226H140V227H138L137 226V228L135 227L134 228V230H138V231H136L135 232V234H139V233H142V234H139L138 236H140V238L136 235V239H138L137 241H133V239H129L130 237H131V234L133 235V233H130V232H127V229H128V231H129V228H130V226H124V225H126V224H128ZM160 223V222H159ZM180 223V224H179ZM181 223H183V224H181ZM233 223H235V224H233ZM98 224V225H97ZM122 224H124V225H122ZM169 224V225H168ZM179 224V225H178ZM62 225H66V227H67V230L64 232V228L62 227ZM96 225H97V227L98 228H96ZM105 227H104V226ZM156 226V227H153L152 229L150 228V230H152V231H154L155 232V234H154V232H150V230H149V227H152V226ZM168 225V226H167ZM226 225V226H225ZM71 226V227H72ZM104 227V229L105 230H109V231H105V233H101L100 234V232L98 231V230H100V231H102L103 229L102 228H100V227ZM108 226V227H107ZM175 226V227H174ZM218 226V228L221 226H223L221 229H217L216 227ZM34 227H36V228H34ZM49 227V228H48ZM61 227L63 228V229H61ZM65 227V228H66ZM92 227H94V228H92ZM159 227H161V229L159 230L158 228ZM164 227V228H163ZM231 227V228H230ZM232 227H236V228H232ZM241 227V228H240ZM46 228H48V229H50L49 231H50V234H49V231H48V237L47 238H45V235H47L46 233H47V230H46ZM75 228V229H76ZM84 228V229H83ZM133 228V227H132ZM167 228V229H166ZM255 228H257V229H255ZM42 229V230H41ZM54 229V230H53ZM57 229V231H58V233H59V237H57L58 238V240H60L58 243H57V238L56 237H54V236H56L57 234H56V232H54L55 230ZM59 229H60V231H59ZM73 229H74V227H73ZM83 229V230H82ZM95 229H97L96 231L97 232H99V236L96 238V236H97V233H94V231H95ZM131 229V228H130ZM165 231H164V230ZM217 229V230H216ZM227 229V230H226ZM254 229V230H253ZM262 229H263V232H262ZM44 230H46V231H44ZM53 230V232L51 233V231ZM225 230V231H224ZM76 231V230H75ZM110 231L112 232V233H110ZM132 231H133V229H132ZM141 231V232H140ZM145 231L147 232L148 231V234L147 233H145ZM161 231H164V232H161ZM257 231V232H256ZM259 231V232H258ZM260 231H261V233H260ZM74 232V231H73ZM72 232V233H73ZM103 232H104V230H103ZM107 232V233H106ZM143 232L146 234V237L145 236H142L143 235ZM158 232V233H157ZM223 232H225V233H223ZM227 232V233H226ZM75 233V232H74ZM159 233H161V234H159ZM38 234H40V235H38ZM44 234V235H43ZM55 234V235H54ZM95 234H96V236H95ZM107 234V235H106ZM134 234V235H135ZM144 234V235H145ZM224 234V235H223ZM260 234V235H259ZM67 235V234H66ZM103 235L105 236V238H103ZM109 235H111V236H109ZM133 235V238H134V240H135V236ZM153 235V236H152ZM161 235H162V237H161ZM40 238H39V237ZM102 238H101V237ZM109 236V237H108ZM115 237V239H111V240H115L113 243L116 245V244H118V243H116V242H121V244L120 245H123L122 247L121 246H119V244H118V246L119 247H121V248H117V247H113L114 249H120L119 250V252H118V250L117 251H115V252H113V253H116V254H109V252H111V251H113L112 249H111V251L109 250V249H105V248H103L102 246H104V247H106L107 245H110V244H108L111 240H110V238H112V237ZM167 236V237H166ZM218 236H220V237H218ZM245 236V235H244ZM255 236V237H254ZM51 237V238H50ZM113 237V238H114ZM142 237H144V239H142ZM160 237V238H159ZM167 238V239H165V241H164V239L163 238ZM249 237V238H248ZM39 238V239H38ZM43 238H45L44 240H43ZM53 238H56V245L59 247L60 245H61V243L60 242H64L65 243V245H64V248L63 247H61L64 243H62V245L58 248L57 246H55V245H52V247H57V248H52L54 251L56 250V253L54 252V251H52V250H47L48 248H46L45 249V244L47 243V244H49L50 245V243L54 240L55 241V239H53ZM99 238V239H98ZM145 238H147V240L145 239ZM154 238H156V239H154ZM231 238V239H230ZM53 239V240H52ZM152 239V240H151ZM157 241V243L155 242V244H158V245H155L154 244V242H153V244L151 245V244H149V243H151L152 241ZM161 239V241H159ZM163 239V240H162ZM48 240V241H47ZM51 240V241H50ZM81 240V241H80ZM107 241L105 244L103 243V242H105V241ZM141 240H143V241H141ZM235 240H236V242H235ZM45 241H47V242H45ZM54 241L52 242V244L54 243ZM149 241V242H148ZM146 242H147V244H146ZM160 242H163V244L162 243H160ZM167 242V243H166ZM227 242V243H226ZM45 243V244H44ZM81 243H83V244H81ZM123 243V244H122ZM141 243V244H140ZM219 243V244H218ZM226 243V244H225ZM235 243H237V244H235ZM55 244V243H54ZM58 244H60V245H58ZM102 244V245H101ZM114 244H112V246L114 245ZM146 244V245H145ZM149 244V245H148ZM218 244V245H217ZM49 245H47V247H49ZM70 245V244H69ZM137 245V246H136ZM153 245H155V246H153ZM217 245V246H216ZM224 245H226V246H224ZM72 246H74V247H72ZM126 248H125V247ZM152 248H151V247ZM161 246H166V247H161ZM194 246V247H193ZM216 246V247H215ZM224 246V247H223ZM229 246H230V248H229ZM44 247V248H43ZM133 247V248H132ZM155 247L156 248H158V249H155ZM222 247V248H221ZM72 248H74L76 251H74ZM108 248V247H107ZM111 248V247H110ZM122 248H125V249H122ZM231 248H233V249H231ZM240 248H242V249H240ZM261 248V249H260ZM59 249H61V250H59ZM68 250L70 253H68V251H65V250ZM71 249V250H70ZM105 249V250H104ZM127 249H129V251L127 250ZM223 249H224V252H225V254H224V252H223ZM229 249V250H228ZM236 251H235V250ZM59 250V251H58ZM108 252H107V251ZM193 250H194V252H193ZM197 250H199V251H197ZM211 250H213L212 251V253H209V251L211 252ZM238 250V251H237ZM246 252H245V251ZM251 250V251H250ZM44 251V252H43ZM46 251V252H45ZM49 253H48V252ZM52 251V252H51ZM58 251V252H57ZM63 251V252H62ZM65 251V252H64ZM72 251V252H71ZM105 251H106V253H105ZM121 251V252H120ZM124 251V253H122ZM126 251H128V252H126ZM200 251H203V253H200ZM206 251H207V254H206ZM219 251V253H218V255H217V253L216 252H218ZM29 252V253H28ZM41 252L43 253V254H45V255H43V254H41ZM126 252V253H125ZM131 252V253H130ZM214 252V253H213ZM232 252H233V255H236V252L237 253H239L240 252V254H237L236 256H239V255H241L240 257H243V259L242 258H237V260L238 259H240L241 260V263H239L238 261H236V262H234V261H232V260H235L236 259V257H234L233 258V255H232ZM51 253H52V255L54 256H51ZM62 254L63 255V257H60V256H62L61 254L60 255H58V254ZM71 254V255H73V258H70V256L68 255V254ZM109 255H108V254ZM121 253V254H120ZM130 255H129V254ZM196 253V254H195ZM200 253V254H199ZM243 253V254H242ZM245 253H246V255H245ZM46 254H48V256L46 255ZM65 254V255H64ZM67 254V255H66ZM119 254V255H118ZM126 254V255H125ZM197 254H199V255H197ZM216 254V255H215ZM222 254H224L225 256H224V258H225V260H222L223 259V255ZM231 255V256H229V255ZM43 255V256H42ZM56 255H57V257H56ZM76 255H78L77 256V258H74V256L76 257ZM129 255V256H128ZM205 255H202V256H205ZM47 256V257H46ZM68 256V257H67ZM85 256V257H84ZM87 256V257H86ZM116 256H117V258H116ZM127 258H126V257ZM220 256V257H219ZM246 256H247V259H245L244 260V258H246ZM44 258V261H43V258ZM51 257V258H50ZM83 257V258H82ZM123 257V258H122ZM131 257V258H130ZM134 257V258H133ZM226 257H229V259H230V263L228 262V260H227V258ZM251 257V258H250ZM253 257H254V259H253ZM25 258H27L26 260H25ZM42 259V261H41V259ZM55 258V259H54ZM57 258H58V260H57ZM63 258V259H62ZM125 258V259H124ZM129 258V260H131V259H135V261H133L132 260V263H128V260H126V259H128ZM137 258H138V262H136V260H137ZM220 258H221V260H220ZM249 258V259H248ZM46 259V260H45ZM81 261H80V260ZM216 259V258H215ZM76 260H79V261H76ZM123 260H125V261H127V262H125V261H123ZM141 260H143L142 262H141ZM220 260V261H219ZM249 260V261H248ZM253 260L255 261V262H253ZM21 261V262H20ZM223 261V262H222ZM244 261V262H243ZM48 262V263H47ZM136 262V263H135ZM253 262V263H252ZM257 262V263H256ZM260 262V263H259ZM35 263V262H34ZM33 263V264H34ZM53 263V264H54ZM60 263V264H61ZM248 263V264H249ZM52 264V263H51ZM59 264V263H58Z\"/></svg>", "mask_w": 264, "mask_h": 264}, {"label": "bare ground", "instance_id": "2", "mask_svg": "<svg viewBox=\"0 0 264 264\" xmlns=\"http://www.w3.org/2000/svg\"><path fill=\"white\" fill-rule=\"evenodd\" d=\"M29 2L28 3H25V2H23V1H20V0H0V173H1V171L3 172H5V173H1L0 175L1 176H3V175H5L6 173H7V177H6V175H5V178H2L1 176H0V179L1 180H3V181H8V183L10 182V180H12L9 184H12V186H13V184L17 181V179L15 178V176L17 177V176H20V175H22V178L24 179V180H26V181H28V179H27V177L29 176V177H34L35 178V180L36 179H42V176H44V170H43V167L41 168V166H42V163H40L39 161H38V164H37V161H36V159L37 158H33V156H34V152L37 154H39V153H41V152H43V151H45V152H47L48 154V156H46V157H43V159H42V161H43V163H44V165L43 166H47V168H49V167H52V165H54V163H55V161L57 160V158L59 157V154H60V152H56L53 156H50L49 155V151L47 150V147L46 148H43L42 150H41V152H36V150L35 149H37V148H34V146H32V143H34V145H35V142H34V139H32V138H29V137H27V135H32L33 134V132H35V131H33V132H31L32 131V128L30 127V115H32L30 112H31V107H30V105L32 104V96L33 95H30L29 93H30V91H31V86H29L30 85V82H29V79H31L30 78V76H29V73H28V70H27V64H26V59H28V60H30V62L33 64V65H36L37 66V72H39L45 65L44 64H42V63H40V61L43 59V58H47L48 59V61L50 60V61H55L56 63L55 64H53V65H55V67L56 68H58V66H59V68H61L60 67V65H58L57 63H59V62H57L56 61V59H58V58H61V56L60 55H63L62 57H64L65 55H66V57H67V59H69L70 57V55H69V51H70V49H72L71 48V46L73 47V45H72V43H73V39H72V41L70 42V41H68V40H66L67 38H66V34H65V31L63 30V28H61V27H64V24L61 26V27H59L58 29H54V30H52V31H49L47 34H46V32H45V30L46 29H44L45 28V24H47V22H51V19H55V21H57V22H61V23H63L62 21H65L66 19L69 21L70 19H69V13L71 14V12L69 11V13L67 12H65L66 11V9H69V10H71L72 8H73V5L75 4L74 2H75V0H52L53 2H55V10L54 9H52L53 7H50L49 9H51V11H49L44 5L43 6H40L38 9L41 11L40 13H38L37 11H38V9L36 8V7H38V2L40 1V0H34V3L32 2L33 0H28ZM51 1V2H52ZM97 1V2H96ZM113 1V0H112ZM165 1H167V0H165ZM170 1V0H169ZM172 1V0H171ZM177 1V0H176ZM190 1H192V2H194V5H195V9H193L192 11L194 12V10H196V13H195V19H196V21H197V24H198V22H199V25H197V27L198 26H200V28H199V30L200 31H202V33L200 32V34L202 35V41H203V44L205 45V50H204V55H205V57H203V56H199V54H197L196 53V56L194 57V59H193V61H192V59L189 57V55L188 54H186V55H188V56H185V54H184V52H182V51H185L186 50V52H187V48L190 46V45H184V44H180V42H178L179 40L177 39L178 37H176L174 34H171L170 35V33L169 32H167V33H169V34H165V32H164V34H162L163 36L165 35V38H166V36L168 37V35H170V36H175V37H171V41L169 40V38L170 37H168V40H167V38L165 39L163 36V38L166 40V41H168L167 43H166V41L164 40V44H163V42L161 41L162 39H160V41L162 42H160V41H158V42H160L163 46H161V45H159L158 43H157V46L158 47H156L153 51H154V53H155V56L156 57H154V58H156L155 60H158V59H161L162 61L165 59V61H167V63H168V68H166V70H164V72L162 71V69H161V71H159L161 74L160 75H158L159 76V78L161 79V80H163L167 85H169L170 84V86L171 87H173L172 85L174 84V85H176V84H179V83H183V84H179L178 86H180L181 85V87L183 86V85H185V83L187 84V82L188 81H190V83L191 82H194L195 83V85L193 84V83H191V84H188L189 85V87H191L190 89H192L191 91H190V93L191 94H189L188 96H183L182 95V93H180V92H182L183 91V89L184 88H186V87H184L183 86V88L181 89V87H178V88H180L182 91H180V89H179V91L180 92H178V91H176L175 90V88H170V86H169V88H164L165 86H164V83L163 82H161L162 84H163V90L164 91H166V92H173V89L179 94L180 93V95L179 96H181L180 98H183L184 100H183V102L185 103V106H184V112L185 113H183V115L185 116V120H186V117L187 116H190L189 117V120H194L195 121V119H193V118H195V117H197L198 118V116H200L201 117V119H200V117H199V121H201L202 122V124L204 123V124H207V123H209V124H212V119H210L209 117H210V114L211 113H213V110H214V108H215V110L218 112V114L220 115V118L219 117H217L216 119V122L219 120V119H221V120H219L218 121V124H219V127L217 126V124H216V122H215V124H216V129L214 128L213 130V132H217L218 133V135H227V136H223V137H225V142H224V149H225V151L224 152H222V153H224L225 155H224V159L223 160H221V163H222V165L223 166H221L220 168H221V170L222 171H224L225 172V174H227L228 176L230 175L231 177H233V179L234 180H240V182H239V184L240 183H242V185L243 186H241V184L239 185V186H237L236 185V187H235V189L237 188V187H243L244 189H246L245 191H247L248 189L249 190H251V187H252V189H254V188H256L255 190H254V192H256L257 194H259V195H261V194H264V132L262 133L261 131V133L260 132H258V127H260L261 128V124H264L263 122H264V0H190ZM41 2V1H40ZM52 2V3H53ZM89 2V1H88ZM114 2V1H113ZM117 2V1H116ZM172 2H174V1H172ZM49 3H50V1H49ZM95 3H97V6L95 7V9H96V11H97V13L98 12H100V10L102 11V9L103 10H106L105 9V5L106 6H108V7H110V6H112V2H111V0H95ZM109 3H110V5H109ZM112 3V4H111ZM115 3V2H114ZM118 3V2H117ZM35 4V5H34ZM37 4V5H36ZM41 4V3H40ZM43 4V3H42ZM45 4V3H44ZM48 4V3H47ZM51 4V3H50ZM50 4H49V6H50ZM168 4V3H167ZM184 4V3H183ZM22 5V6H21ZM52 5V4H51ZM52 5V6H53ZM91 5H92V3H91ZM115 6H116V4H114ZM118 5V4H117ZM48 6V7H49ZM101 6V7H100ZM115 6H113V7H115ZM182 5H179V8L181 7ZM21 7H22V9H21ZM44 9H46V10H48L49 12H51V13H49L48 11V13L49 14H53V15H49L47 18H46V16H44V12L42 11L43 10V8ZM108 7H107V10H108ZM120 7H121V5H120ZM183 7V6H182ZM23 8H24V11H23ZM41 8H42V10H41ZM111 8V7H110ZM117 8V7H116ZM84 9H87V8H85L84 7ZM113 10H114V8H112ZM171 9L173 10V13L174 12H176V11H174L175 9L173 8V7H171ZM183 9V10H182ZM20 10H22L23 12H24V14H22V15H24L25 16V19L29 22V24L31 23L32 25H27V27H26V25L25 26H21V27H17V23H19L20 25L22 24L21 22H24V21H22L23 19L20 17V13L22 12H20ZM113 10H111L113 13H114V11ZM177 10V9H176ZM53 11V12H52ZM73 11V10H72ZM88 11V10H87ZM111 11H108V13H112ZM116 11V10H115ZM118 12H119V9L117 10ZM180 11V12H179ZM179 11H178V15H180V17L178 16V15H176L175 13V16H176V18L177 19H179V18H181L184 14H182V12L184 13L185 12V10H184V7L183 8H180L179 9ZM47 12H46V14H47ZM93 12V11H92ZM106 13H107V11H105ZM44 13V14H43ZM68 14L67 15V18H66V14ZM76 13V12H75ZM112 13V14H113ZM116 13V12H115ZM114 13V14H115ZM180 13V14H179ZM77 14V13H76ZM81 13H78L77 15H80ZM86 14V13H85ZM94 15H95V13H93ZM105 14V13H104ZM103 14V15H104ZM120 14V13H119ZM173 14V15H174ZM71 15H73V14H71ZM75 15V14H74ZM73 15V17H72V19L75 17ZM76 15V16H77ZM82 15V14H81ZM100 15V14H99ZM102 15V14H101ZM102 15V16H103ZM53 16V17H52ZM83 16V15H82ZM81 16V17H82ZM88 16V15H87ZM93 16V15H92ZM105 16H110L111 18H110V20L111 19H113L112 17H114L113 15L111 16V15H109V14H107V15H105ZM41 17H45L46 19H42ZM77 17H79V16H77ZM85 19H86V17L85 16H83ZM95 18H96V16H94ZM107 17V18H108ZM179 17V18H178ZM80 18V17H79ZM104 18V17H103ZM115 18V17H114ZM43 21H42V20ZM53 19V20H54ZM85 19H84V21H85ZM89 19V18H88ZM90 19H91V17H90ZM94 19V18H93ZM93 19H92V21H93ZM182 19V18H181ZM181 19H179V20H181ZM45 20H46V22H45ZM53 20H52V22H53ZM97 20V21H96ZM95 20V22L93 21V23H95V24H93L92 22V24L93 25H97V24H99L100 22H102V23H104V22H106V21H101V17H100V20H99V18H97ZM98 20H99V23H97L96 24V22H98ZM110 20L108 19V21L106 22V23H104V24H106V25H104V24H100V25H102V26H98V28H99V30H100V27H102V29H103V31L104 32H101V33H103V35H104V33H106V29L107 30H110L109 28H110V26L112 27L113 26V24L110 22ZM114 20V19H113ZM113 20H111V21H113ZM118 20V19H117ZM117 20H116V22H117ZM178 20V21H179ZM77 21V20H76ZM79 21V20H78ZM115 21V20H114ZM183 21V20H182ZM192 21L193 22H195L194 20H193V18H192ZM43 22H45V23H43ZM51 22V23H52ZM66 22V21H65ZM71 20L69 21V23L71 24ZM54 23V22H53ZM60 23V24H61ZM74 23V22H73ZM81 23V22H80ZM118 23V22H117ZM163 23V22H162ZM186 23H187V21H186ZM24 24H25V22H24ZM56 24V23H55ZM59 24V25H60ZM66 24H67V22H66ZM65 24V25H66ZM74 24H76V23H74ZM78 24V23H77ZM76 24V25H77ZM85 24H86V22H85ZM88 24H90L89 23V21H88ZM87 24V25H88ZM107 24H108V26H107ZM51 25V24H50ZM75 25V26H76ZM79 25V24H78ZM77 25V26H78ZM80 26V25H79ZM92 25H90V26H88V27H91ZM103 26H104V28H103ZM108 28H107V27ZM33 27H36V29H38V31H37V35L34 33L35 31H33ZM70 27V26H69ZM68 27V28H69ZM88 27H85V28H87L88 29ZM196 27V25H195V28H197ZM64 28H66V27H64ZM74 28V27H73ZM94 28V27H93ZM97 28V29H98ZM160 28V27H159ZM70 29V28H69ZM96 29V28H95ZM114 29V28H113ZM116 29L117 30H119L118 29V27H116ZM198 29V28H197ZM202 29V30H201ZM71 30V29H70ZM78 30V29H77ZM89 30V32H90V28L88 29ZM99 30L97 31V32H99ZM112 30V29H111ZM180 30V29H179ZM72 31V30H71ZM96 30H94V34L96 35L97 33L95 32ZM73 32V31H72ZM75 32V31H74ZM110 32V31H109ZM119 32V31H118ZM160 33H161V31H159ZM159 32L158 33H155L154 35H158L159 34ZM162 32H163V30H162ZM197 32H198V30H197ZM68 33H70V32H68ZM67 33V34H68ZM91 33V32H90ZM112 33V32H111ZM111 33L109 34V37H110V35H111ZM116 33V32H115ZM72 34V33H71ZM77 34V33H76ZM83 34V33H82ZM82 34H78V36L79 35H82ZM113 34V33H112ZM200 34H198V36L200 35ZM87 35V34H86ZM94 35V36H95ZM107 35H108V32H107ZM156 35V36H157ZM72 36H73V34H72ZM75 36V35H74ZM77 36V35H76ZM76 36H75V39L74 40H76ZM93 36V37H94ZM96 36H99L98 34L96 35ZM101 36V35H100ZM118 36V35H117ZM82 37H83V35H82ZM111 37H114L113 35H111ZM158 37H160V38H162L161 36H159L158 35ZM115 38V37H114ZM113 38V39H114ZM121 38V37H120ZM200 38V37H199ZM80 39V38H79ZM82 39V38H81ZM85 39V38H84ZM83 39V40H84ZM92 39V38H91ZM102 39H104V38H102ZM106 39V38H105ZM112 39V40H113ZM158 40H159V38H157ZM173 39V40H172ZM178 41H177V40ZM20 40L22 41L21 43H22V45H23V47L22 46H20ZM82 40V41H83ZM107 40V39H106ZM118 40V39H117ZM175 40V41H174ZM200 41H201V38L199 39ZM85 41H86V39H85ZM93 43H94V45L96 44V42H97V45L99 44V40L98 41H96V40H91ZM94 41H96V42H94ZM105 41V40H104ZM108 42H110L109 40H107ZM182 41V40H181ZM201 41V42H202ZM77 42V41H76ZM87 42H89V44L91 45V44H93V43H90V40L88 41L87 40ZM112 42L113 41H111V43L110 44H112ZM114 44L115 45H112L114 48H116V42L117 41H115L114 40ZM183 42V41H182ZM78 43V42H77ZM86 43V42H85ZM87 44V43H86ZM89 44H87V46H89ZM107 44V43H106ZM109 44V43H108ZM107 44V45H108ZM185 44H186V42H185ZM77 45V47H78V44H76ZM75 45V46H76ZM107 45L105 46V43H104V46L105 47H107ZM86 46V47H87ZM96 46V45H95ZM102 46V47H101ZM101 46L98 48V49H100L101 48V50L102 49H104L103 47V44H101ZM109 46V45H108ZM112 46H110V48H109V50L112 52ZM121 46V45H120ZM25 47H27V51H28V55L27 56H25L24 55V53H25ZM90 47V46H89ZM95 49H96V47H94ZM108 48V47H107ZM123 48V46L120 48V49H122ZM87 50H88V48H87ZM105 50H106V48H105ZM104 50V51H105ZM151 50V49H150ZM79 51V50H78ZM92 51H94V50H92ZM104 51H102V52H104ZM108 51V50H107ZM109 51V52H110ZM74 52L75 51H73V55H74V60H76L75 59V57L77 56V57H79L80 55H81V53L79 54V55H77L76 53L74 54ZM80 52V51H79ZM95 52H101V51H94L93 53H95ZM106 52V51H105ZM110 52V53H111ZM174 53V55H172L171 53ZM89 53H91L92 54V52H89ZM89 53H88V55H89ZM189 53H191V52H189ZM51 54L53 55V59H52V57H50L51 56ZM90 54V55H91ZM97 54V53H96ZM102 54V56H106V55H108V56H106V58H104V59H106V61L108 60L107 59V57H109V53L107 54H105V53H101ZM112 54V53H111ZM126 54V53H125ZM151 56H150V55ZM168 55V58H166L167 57V55ZM18 55L19 56H21V58L23 59V64H22V62H20V61H18ZM100 55V54H99ZM99 55H97V56H99ZM149 55V58L150 57H152V53H148L147 54V56ZM43 56V57H42ZM60 56V57H59ZM93 56H94V54H92V61H94L95 62V60L97 61L98 60V62H96V63H94V65H96V64H98V65H101V64H107V62H109V60L106 62V61H104V59H101L102 57L101 56H99V59H100V61H99V59H98V57L97 58H95V60H93ZM193 56V55H192ZM191 56V57H192ZM65 57V58H66ZM87 57V56H86ZM101 57V58H100ZM113 56L111 55V58H112ZM159 57V58H158ZM161 57V58H160ZM162 57H165L164 59H162ZM52 60H51V59ZM81 60L83 59L82 58V56H80L79 57ZM121 57H119V59H120ZM148 58V57H147ZM190 58V59H189ZM62 60H63V58H61ZM71 59V58H70ZM69 59V60H70ZM80 59H77V61H80L81 62V60ZM110 59V58H109ZM153 59V58H152ZM187 59L188 60H190L189 62L187 61ZM72 60V59H71ZM103 60V61H102ZM118 60V59H117ZM149 60V59H148ZM160 60V61H161ZM48 61H46V63H47V65H48ZM64 61V60H63ZM67 60H65L64 61V63L66 62ZM76 61V62H77ZM153 61H154V59H153ZM162 61H161V63H162ZM165 61L163 62V63H165ZM28 62V61H27ZM68 62V61H67ZM67 62H66V65H68L67 64ZM69 62H71V63H69V64H71V65H68V66H72V67H74L75 68V70H76V67H79V66H81L82 68H83V65L84 64H86V62H84L83 63V65L81 64V63H77V64H79L78 66H76V64H73L72 62H73V60L72 61H69ZM75 62V63H76ZM90 62V61H89ZM99 62H104V63H99ZM150 62H152V60L150 59ZM156 62H158V63H160L159 62V60L158 61H154L153 62V66H154V64H156ZM57 64V65H56ZM59 64H61V63H59ZM93 64V62H91V65ZM149 64V63H148ZM151 64V63H150ZM51 66H52V64H50ZM66 65H64L63 67H65ZM90 65V66H91ZM93 65V66H94ZM110 66H111V64H109ZM108 65V67H110ZM152 65H149V66H152ZM157 66L159 65V64H156ZM165 65V64H164ZM164 65H161V67L162 66H164ZM88 66L89 65H86V66H84L85 68H87L86 70H88L89 68H88ZM89 66V67H90ZM114 66V65H113ZM112 66V67H113ZM47 67H49L50 68V66H47ZM55 67L53 68V70H55ZM81 67H79V69H77L76 71L78 72V77H80V75L82 76L83 75V77H86V86L87 87H89L90 88V86H91V88L92 87H94V85H95V87L96 86H98V87H100L101 88V86H102V84H100V85H97V84H95V83H97L98 82V84H99V82H100V79L102 78L101 77V75L99 74V76L101 77H99V81L98 80H96V79H94L93 80V78H91V77H94V76H86V75H90L89 74V72H92V73H94V71L92 70H88V71H85L84 70V68H83V71H82V73H81ZM95 68L97 67V69H100V67L99 66H94ZM99 67V68H98ZM101 67L103 68V70L106 68V65L105 66H102L101 65ZM159 67V66H158ZM160 67V68H161ZM188 67H190V69L188 68ZM81 68V69H80ZM91 68V67H90ZM94 68V69H95ZM111 68V67H110ZM110 68H109V70H110ZM150 68H152V67H150ZM155 68H157V67H155ZM174 68H176V72H174ZM51 69H52V67H51ZM51 69H48V71L50 70L51 71ZM91 69H93V68H91ZM107 70L105 71L106 73L108 72V68H106ZM158 69V68H157ZM173 69V70H172ZM188 69V70H187ZM59 70V69H58ZM58 70L56 69L55 71V75H56V77L57 76H59V75H62V76H64L65 74L67 75V73H69V72H67L68 70L67 69H65V70H63L62 72H67V73H64V75L63 74H61L60 73V70H59V73H58ZM80 70V71H79ZM96 70V69H95ZM152 70V69H151ZM156 70V69H155ZM49 71V72H50ZM99 71H101V70H99ZM104 71H102V72H100L101 74L102 73H105ZM158 71H156V72H158ZM193 71V72H192ZM98 72V71H97ZM40 73V72H39ZM79 73H81L80 75H79ZM86 73H88V74H86ZM91 73V74H92ZM99 73V72H98ZM36 74V73H35ZM45 74H47V73H45ZM52 74H54L53 72H50V74H49V76L50 77H52L53 75ZM86 74V75H85ZM108 74V73H107ZM195 75V77H194V75ZM40 75V74H39ZM55 75H54V77H55ZM65 75V76H66ZM69 75V74H68ZM92 75H94V74H92ZM96 75V74H95ZM62 77V78H66V77H68V76H66V77ZM108 76V75H107ZM106 76V74H104V77L106 78L107 77ZM55 77V78H56ZM70 77V76H69ZM82 77V78H83ZM90 77V78H89ZM156 77V76H155ZM24 78V79H23ZM47 78V77H46ZM59 78H60V80L59 81H61V82H59V83H61V85L62 84H65L66 86L68 85L67 83H68V81H69V78H66L65 80H68L67 81V83H62L63 82V80L61 79V76H59ZM58 78V79H59ZM71 78H73V76L71 77ZM81 78V79H82ZM108 78V77H107ZM156 78H158V77H156ZM52 79H54V78H52ZM74 79V78H73ZM84 79V78H83ZM82 79V80H83ZM93 80V81H97V82H92V84H91V81L90 82H88L87 80ZM20 80L22 81V83L25 85V87H20ZM25 80V81H24ZM55 80H57V79H55ZM108 80V79H107ZM42 81V80H41ZM51 82H54V80L52 81V80H50ZM74 81V80H73ZM101 81H102V83H106L105 81L103 82V80L101 79ZM109 81V80H108ZM108 81H107V83H108ZM42 82H44V81H42ZM84 82H85V79H84ZM58 83V84H59ZM70 83H72V80H70V82H69V85L68 86H70L71 88V90L72 91H70L71 93L73 92V88L75 87L76 88V86H74V84H75V81H74V84H72V85H70ZM89 83V84H88ZM45 84H46V82H45ZM55 84V85H54ZM57 84V85H58ZM85 84V83H84ZM94 84V85H93ZM52 85H54L53 87H55L56 89H57V87H56V83L54 82ZM52 85H51V87H52ZM60 85V84H59ZM58 85V86H59ZM59 86V88H61V87H63L64 88V86L62 85V86ZM93 85V86H92ZM109 85H110V83H109ZM167 85H166V87H167ZM190 85H194V86H190ZM66 86H65V89H66ZM106 86V85H105ZM104 87V86H103ZM107 87L108 86H106V89H107ZM174 87H176L177 88V85L176 86H174ZM189 87H187V88H189ZM62 88V90H60V89H57V91H56V89H53V88H51L50 90H52V91H54V92H51L50 94H52L51 95V97L53 98V96H56V95H53V94H55V93H59V91L58 90H60V91H62V93H61V95L60 96H63V97H67L68 95L67 94H64L63 93V91L64 92H68L69 93V91H65V89H63ZM88 88V90H90ZM97 88V87H96ZM109 88H111L110 86H109ZM121 88V87H120ZM177 88V89H178ZM187 88H186V90L185 91H187ZM199 88V89H198ZM93 89V88H92ZM98 89V90H97ZM97 89H93V90H96V92H92L93 93V95H94V93L97 95H99V94H101V93H99L98 91L99 90H101V89H99V88H97ZM104 90V91H106V92H110L111 91V89L109 90V91H107V90ZM194 89H196V90H194ZM67 90V89H66ZM76 90V89H75ZM92 90V91H93ZM158 89H156V91H157ZM37 91V90H36ZM56 91V92H55ZM118 91H120V89H118ZM38 92V91H37ZM112 92V91H111ZM159 92V91H158ZM171 92H170V94L167 96V99H169L170 97V95H172L171 94ZM41 93V92H40ZM75 93H77V90L75 91ZM121 93H123V91H121ZM175 93V92H174ZM173 93V94H174ZM176 93V94H177ZM79 93H77V95H78ZM59 95V94H58ZM72 95H74V93H72ZM76 95V96H77ZM91 95V94H90ZM95 95V96H96ZM104 95V94H103ZM102 95V96H103ZM123 95V94H122ZM166 95V94H165ZM175 95V94H174ZM174 95H172V97L174 96ZM99 96H101V95H99ZM98 96V97H99ZM101 96V97H102ZM106 96H107V94H106ZM123 96H125V95H123ZM160 96V95H159ZM177 96V95H176ZM191 97V98H195V103H194V105L193 106H190L189 104L191 103H188V101H187V98L188 97ZM59 97V96H58ZM58 97H56L57 99H59V101L61 100V101H64L65 99L63 98V97H60V98H63L64 100H62V99H60V98H58ZM78 97V96H77ZM80 97V96H79ZM94 97V96H93ZM100 97V98H101ZM104 97V96H103ZM163 97H165V96H163ZM169 97V98H168ZM171 97V101H174L175 100V98H172ZM21 98V99H20ZM22 98H24L23 99V101H22ZM46 98V97H45ZM52 99V100H55L54 102L52 101V100H50L49 102H50V106H54V108L57 106V99ZM72 98V97H71ZM71 98H70V100H71ZM90 98H92L91 96L88 98L90 101H91V99ZM97 98V97H96ZM107 98V100H108V98H110L109 96H107L106 97ZM105 98V99H106ZM66 99H68V97L66 98ZM74 99H76V98H74ZM79 99H83V98H78V99H76V100H79ZM99 99V98H98ZM102 99V98H101ZM150 99V98H149ZM87 101V99H85L84 98V101ZM88 100V101H89ZM95 100V99H94ZM110 100V99H109ZM114 101L116 100V98L115 99H113ZM160 100V99H159ZM83 100H81V103L83 102L84 104H85V102H84ZM89 101V102H90ZM98 101H100V99L98 100ZM97 101V102H98ZM102 101H104V100H102ZM163 101V100H162ZM168 101H170V100H168ZM167 101V102H168ZM169 102V103H171L169 106H173L174 104H175V102H174V104L172 103V102ZM68 102L70 103V105L72 104V102H73V100H72V102L71 101H69V99H68ZM95 102V101H94ZM96 102V103H97ZM116 103H117V100L115 101ZM161 102V101H160ZM59 103L60 102H58V106H62V104L64 105V103H62V104H60L59 105ZM68 103V104H69ZM75 103H78V101L77 102H74V104ZM82 103V104H83ZM108 103V102H107ZM109 103H111V102H109ZM116 103H115V105L114 106H116V107H118V103H117V105H116ZM67 104V102H66V104L65 105H67V106H70V105H68ZM81 104V105H82ZM82 105V108H83V110H85L84 108L85 107H87V106H85V105ZM89 104V103H88ZM91 104H92V102H91ZM90 104V106H93V105H91ZM100 104H102V103H100ZM99 104V105H100ZM112 104V103H111ZM111 104H109V105H111ZM114 104V103H113ZM113 104H112V106H113ZM160 104V103H159ZM64 105V106H65ZM76 105H78V104H76ZM76 105H72V106H75L74 108H76V109H79L78 107L79 106H76ZM161 105H162V103H161ZM184 105V104H183ZM32 106V105H31ZM71 106V107H72ZM85 106V107H84ZM89 106V105H88ZM97 106V105H96ZM102 106V105H101ZM71 107H70V110H71ZM95 107V106H94ZM98 107V106H97ZM97 107H95V108H97ZM105 107V106H104ZM103 107V108H104ZM120 107V106H119ZM118 107V108H119ZM54 108H51L49 111H51L52 110V112L54 113V114H57V115H55V116H58V118L56 117V120H54V121H58V122H62L63 123V117H61V115H62V113H60L62 110H57V108L56 109H54ZM74 108L72 109V110H74ZM81 108V107H80ZM81 108V109H82ZM88 108H90V107H88ZM88 108H86V109H88ZM108 108V107H107ZM110 108V107H109ZM112 108V107H111ZM63 110L64 109H68V108H62ZM91 110H92V108H90ZM89 109V110H90ZM119 109H121V107L119 108ZM160 109V108H159ZM101 110V109H100ZM99 110V107H98V111H100ZM117 110V109H116ZM59 111V112H58ZM98 111H96V113L98 114V113H101V112H98ZM112 111V110H111ZM122 112L123 110L121 109V110H119L118 112ZM71 112V111H70ZM72 112H74V111H72ZM86 112V111H85ZM85 112H83V113H85ZM103 112V111H102ZM117 112V111H116ZM160 112V111H159ZM167 112H168V110H167ZM67 113H68V110H67ZM83 113H80V114H82L83 115ZM87 113V112H86ZM94 115H96V113H94V112H92ZM105 113V111L103 112V114ZM122 113H124L125 114V116L127 115L124 111L122 112ZM61 114V115H60ZM72 114H74V113H71V115ZM79 113H77L76 111H75V114L73 115V116H75V115H78ZM79 114V115H80ZM117 114V113H116ZM193 114H197V116H194L193 117ZM217 114V115H218ZM25 115H27L26 117H24V118H22L23 116H25ZM63 115H64V113H63ZM65 115H67V114H65ZM70 114H68V116H69ZM78 115V116H79ZM94 115H93V118H94ZM102 115V114H101ZM105 115V114H104ZM104 115H102V116H104ZM111 115V114H110ZM118 115H121L120 113L118 114ZM187 115V116H186ZM60 116V117H59ZM68 116L67 117H65V118H68ZM88 116V115H87ZM87 116H86V118H87ZM97 116V115H96ZM112 116V115H111ZM125 116H124V118H125ZM181 116V115H180ZM43 117V116H42ZM80 117H81V115H80ZM83 117V116H82ZM81 117V118H82ZM85 117V116H84ZM83 117V118H84ZM99 117V116H98ZM107 117V116H106ZM110 117V116H109ZM116 117V116H115ZM127 117V116H126ZM130 117H132V116H130ZM129 116H128V118L126 119V122L127 123H129L130 122V120L132 119H129L130 118ZM82 118V119H83ZM88 118H90V117H88ZM103 117H101V119H102ZM105 118V117H104ZM118 118V117H117ZM116 118V119H117ZM123 118V119H124ZM191 118V119H190ZM69 119V121H70V119H72L71 118V116L68 118ZM80 119V118H79ZM79 119H76V116L74 117V119L73 120H79ZM81 119V120H82ZM95 119V118H94ZM97 119V118H96ZM98 119H100V118H98ZM97 119V121L95 120V122H100L101 123V121H99ZM100 119V120H101ZM109 119V118H108ZM111 117H110V121H111ZM114 119V118H113ZM115 119V120H116ZM123 119H121L122 121H123ZM129 119V122L127 121ZM66 121H68L67 119H65ZM81 120H79V121H81ZM83 120H87V119H83ZM82 120V121H83ZM115 120H112L113 121V123H114V121ZM133 120V119H132ZM164 120V119H163ZM188 120V121H189ZM76 121H72L71 120V122L72 123H74V122H76ZM79 121H77V122H79ZM89 121V120H88ZM91 121V120H90ZM89 121V122H90ZM107 121V120H106ZM188 121H186L185 123H186V126H191V127H186L185 126V128H183L184 129V133H187L186 132V130L188 129V131H190V129H191V131L194 129V127H193V124L194 123H191L190 121V123L188 122ZM85 122H87V121H85ZM83 123V124H86V126L87 125H89V126H91L90 124H87V123ZM88 122V123H89ZM125 122V121H124ZM133 122V123H132ZM164 122H166V121H164ZM61 123V124H62ZM70 123V122H69ZM71 123V124H72ZM107 123H109V121L107 122ZM112 123V122H111ZM179 123V122H178ZM183 123V122H182ZM188 123V124H187ZM195 123L196 124H198L197 123V121H195ZM200 123V122H199ZM60 124V126L62 127V125ZM64 125H65V123H63ZM75 124V123H74ZM74 124H72V125H74ZM117 124H122V123H117ZM134 124V126H132V128L131 127H129V129H131V131H130V133H133L132 132V129L134 128V129H137V132H138V134L140 133V131H138V128H137V125H135L136 124V122L135 121H131V125H133ZM190 124V125H189ZM196 124H194V126L196 125ZM70 126V128L71 127H73L72 129V132H74V133H76L77 134V132L78 131H81V133H83L84 131H82L83 130V126L81 127L80 126V124L79 123H76L74 126H76V125H79V126H77V127H79V128H82V130L80 129V130H77V128H76V132L74 131V126ZM111 125V124H110ZM113 125V124H112ZM167 125H169V124H167ZM59 126V124H58V127H59V129H58V131H60V130H63L61 127ZM85 125H84V128L86 127ZM93 126V125H92ZM115 126H116V124H115ZM165 126H166V124H165ZM164 126V127H165ZM196 126H198V125H196ZM214 126V125H213ZM96 128L98 127V126H95ZM124 126H122L121 128H123ZM136 127V128H135ZM219 128V130H218V128ZM90 128H94V126L93 127H90ZM96 128H94V130L93 129H90V130H88V131H90L91 133L92 132H94V134H97L98 133V130H96ZM99 128H102V127H98V129ZM105 128V127H104ZM107 129L109 128V127H106ZM120 128V127H119ZM120 128V129H121ZM190 128V129H189ZM34 129V128H33ZM109 129H111V128H109ZM116 129H118V128H116ZM129 129L127 130V127L126 128H124V130L126 131H128L129 132ZM166 129H168V128H166ZM264 129V128H263ZM124 130H122V132H124ZM172 130V129H171ZM37 131V130H36ZM86 132L87 133V135H89L88 133L89 132ZM95 131L97 132V133H95ZM102 131V130H101ZM108 131H110V130H108ZM119 131H121V130H119ZM127 131H126V134H127ZM170 131V130H169ZM177 131V130H176ZM191 131H190V133H191ZM194 131V130H193ZM71 132V131H70ZM110 132H112V131H110ZM212 132V133H213ZM32 133V134H31ZM36 133V132H35ZM61 133H63V132H61ZM90 133V134H91ZM102 134L101 135H104V133L103 132H101ZM116 133V132H115ZM170 133H173V132H170ZM176 133V132H175ZM177 133H179V132H177ZM37 134V133H36ZM60 134V133H59ZM64 134V133H63ZM80 134V132L78 133V135ZM83 134H85V132L83 133ZM83 134H81V135H83ZM93 134V136H92V138L93 139H91L90 140V138L91 137H89V138H87L88 140H90V142H92L91 144H93L92 145V147L91 146H86V145H88L89 144V141L88 142H86V143H88V144H86L85 143V145L83 144V147H90L89 149L87 148V150L85 151L86 152V155H85V158H84V160H86V161H90L92 164H94V168H95V165L97 164L98 165V162H101V164L102 163H105V164H107V165H109V167H110V165L112 164V161L114 160V158H116V157H114L115 156V154H116V152L117 151H119L120 149H119V147H118V150L115 152V154L113 155V154H111L109 151H107L109 148H110V146H109V148H107V150H106V148H105V144H103L106 140L104 139V138H102V136L100 137H98V138H102V139H104L105 141L103 142L101 139H97V137L95 136ZM99 134V133H98ZM107 134H108V132H107ZM135 134V133H134ZM141 134V133H140ZM214 134V133H213ZM212 134V135H213ZM2 135H4V137L2 136ZM16 135L17 136H19V135H25L26 136V138H23V137H25V136H22V138L23 139H21L20 138V136H19V138L21 139V140H19L18 138V140L15 138L16 137ZM37 135H39V134H37ZM113 135V134H112ZM116 135V134H115ZM123 136L122 134H118V136ZM130 135H132V134H130ZM176 135V134H175ZM201 135H202V133H201ZM217 134H215L214 136L215 137H217L218 138V136H216ZM39 136H41V135H39ZM77 136V135H76ZM95 136V137H94ZM105 136V138H106V136L107 135H104ZM103 136V137H104ZM111 136V135H110ZM140 136V135H139ZM178 136V135H177ZM180 137H181V135H179ZM191 136V135H190ZM206 136V135H205ZM213 136V137H214ZM3 137V138H2ZM41 137H43V136H41ZM58 135H57V137H56V140L55 139H53V143H55V141H57L58 140ZM82 137V136H81ZM86 137V136H85ZM88 137V136H87ZM123 137H125V135L123 136ZM132 137V136H131ZM130 137V138H131ZM141 138H140V140H142L143 141V138H142V136H140ZM219 137H222V136H219ZM222 137V138H223ZM45 138V137H44ZM77 138H79V137H77ZM83 139H84V137H82ZM80 139L79 138V140L80 141H82L83 139ZM114 138V137H113ZM116 138H120V139H123V138H121V137H116ZM128 138V137H127ZM126 138V139H127ZM129 138V139H130ZM135 138V137H134ZM177 138V137H176ZM190 139H191V137H189ZM86 139V140H87ZM97 139V141H95ZM108 139H109V136H108ZM111 139V138H110ZM109 139V140H110ZM115 139V138H114ZM172 139V138H171ZM178 139V138H177ZM183 139H185V140H187L186 138H183ZM208 139V138H207ZM216 139V138H215ZM33 140V142H31ZM40 140H42V139H40ZM99 140V141H98ZM220 140H222V139H220ZM217 141V143H220L221 141ZM120 141H122V140H120ZM119 141V142H120ZM125 141V140H124ZM129 141V140H128ZM160 141V140H159ZM195 141V140H194ZM207 141H210L209 143L207 142ZM206 142L208 143V144H210L211 142H213L214 140H211V139H208ZM44 142V139L42 140V142L41 143H43ZM96 142H98L97 144H95ZM107 142V141H106ZM113 142V141H112ZM115 142H117L116 140H115ZM126 142V141H125ZM131 142V141H130ZM133 142V141H132ZM140 142V141H139ZM227 142V143H226ZM59 143H61V142H59ZM136 143H138V142H136ZM141 143H143V142H141ZM140 143V144H141ZM214 143V142H213ZM213 143H211V144H213ZM63 143H61L60 144V146L62 145ZM80 144H81V142H80ZM109 144H111V142L109 143ZM113 144V143H112ZM111 144V145H112ZM128 144V143H127ZM131 144V143H130ZM129 144V145H130ZM132 144H134V143H132ZM207 144V146L205 145V147H208V148H205V149H207V151H212V150H214L215 151V149H214V147L216 148V149H218L219 150V148L218 147H221V145L219 146H216V144L214 143V147H211V149L209 148V145ZM106 145H108V142H107V144ZM116 145H118V142H117V144ZM128 145V146H129ZM135 145H137V144H135ZM135 145L133 146V147H135ZM114 146H115V143H114ZM120 146H121V144H120ZM131 146V147H132ZM138 146V145H137ZM136 146V147H137ZM146 146V145H145ZM213 146V145H212ZM108 147V146H107ZM122 147H123V145H122ZM139 147V149H140V145L138 146ZM141 147H143L142 146V144H141ZM223 147V146H222ZM33 148V149H32ZM113 148V150H114V147H112ZM117 148V147H116ZM124 148V147H123ZM130 148V147H129ZM200 148V147H199ZM125 149V148H124ZM124 149H122L121 151H123ZM128 149V148H127ZM127 149H125V151L127 150ZM136 149V148H135ZM143 149V148H142ZM111 150V149H110ZM129 150V154L131 153L130 152V149H128ZM127 150V151H128ZM238 150H240V152L238 153V152H236V151H238ZM120 151V152H121ZM212 151V153L211 154H215V159H213V160H216V157H217V155L218 156H221L222 155V153H221V155H219L220 153H216L217 151ZM124 152V151H123ZM134 151H132V153H133ZM137 152H139V151H137ZM187 152V151H186ZM185 152V153H186ZM119 153V152H118ZM122 153V152H121ZM201 153V152H200ZM254 153H259V154H257L258 156L257 157H255L254 156ZM125 154V153H124ZM184 154V153H183ZM40 156H41V154H39ZM119 155V156H118ZM117 156L118 157H120V153L118 154ZM131 155V154H130ZM133 155V154H132ZM131 155V156H132ZM186 155V154H185ZM86 156H87V159H86ZM126 156V155H125ZM128 156V155H127ZM36 157V156H35ZM41 157V158H42ZM122 157V156H121ZM136 157V156H135ZM40 158V157H39ZM41 158H40V160H41ZM44 158H45V160H44ZM76 158V156L74 157V159ZM132 158V157H131ZM137 158V157H136ZM135 158V162H136V159ZM140 158V157H139ZM144 158V157H143ZM199 158H201V157H199ZM211 158V157H210ZM223 158V157H222ZM31 159V160H30ZM118 159V158H117ZM123 159V158H122ZM182 159H185V157L184 156H182ZM34 160L36 161V163L34 162ZM124 160V159H123ZM131 160V159H130ZM140 160H142L141 158H140ZM125 161V160H124ZM144 161V160H143ZM184 161H186V160H184ZM122 162V161H121ZM127 162H129V161H127ZM139 163H140V161H138ZM142 162V161H141ZM209 162H211V163H213V161L212 160H210ZM120 163V162H119ZM145 163H147V162H144V164ZM208 163V162H207ZM209 164V166L210 165H213V164ZM32 164V165H31ZM35 164H37L36 166H34ZM75 165H76V163H74ZM104 164V170H106L107 169V167L108 166H106ZM133 164V163H132ZM131 164V165H132ZM134 164H136V163H134ZM141 164V163H140ZM148 164V163H147ZM220 164V163H219ZM31 165V166H30ZM97 165H96V167H97ZM112 165H114V164H112ZM138 165V164H137ZM193 165V164H192ZM206 165V164H205ZM29 166L32 168V169H30V170H34L33 169V167L35 168V170L34 171H31L30 172V170L29 169H27V168H29ZM115 166V165H114ZM113 166V167H114ZM118 166V165H117ZM117 166H115L117 169H119ZM126 166V165H125ZM124 166V167H125ZM207 166V165H206ZM99 168H100V166H98ZM112 167V166H111ZM110 167V168H111ZM114 167V168H115ZM122 167H123V165H122ZM124 167H123V169H124ZM147 167L148 168H146V170H150L151 169V167L149 166V165H147ZM47 168H45V170L47 169ZM102 168V167H101ZM114 168H112V169H114ZM138 168H140V167H138ZM137 168V169H138ZM170 168H172V170L171 169H169V171L168 170H166L167 169V167H166V169H164L163 168V176H164V180L166 181V182H169V183H171V184H176V183H178V182H183V179H184V174L182 175V172H183V169H178L177 168V166H176V164H171V166H170ZM196 168V167H195ZM214 168L215 167H213L212 168V166H211V169H213L214 170ZM219 168V169H220ZM57 169V168H56ZM111 169V170H112ZM120 169H121V167H120ZM29 170V171H28ZM70 170H72V169H70ZM80 169H76L75 171H78V172H74L73 170H72V173H73V175H71V177H72V183H74V182H77V183H75L74 184V187L76 188V184H78L79 183V181H77V179H79V177L81 178V180L83 179L84 180V176H80L79 174V171ZM129 170V169H128ZM127 170V171H128ZM141 170H143V169H141ZM196 171H197V169H195ZM216 170H217V168H216ZM221 170H219V171H221ZM9 171H14L13 172V174H12V177H10V179L8 178L11 174H10V172ZM15 171H18V172H21V174H19V175H16L15 174ZM28 171V172H27ZM47 171V170H46ZM52 171V170H51ZM59 172L58 173H60V174H63L60 170H58ZM82 171V170H81ZM97 171V170H96ZM95 171V172H96ZM101 171H103V170H101ZM100 171V173L102 174L103 173V175H105V173H109V176H111L110 175V173L111 172H113V170L112 171H110L109 172V170L107 169L106 170V172H101ZM122 171V170H121ZM131 171H135L136 172V169H133V170H130V172ZM192 171H194V168H193V170ZM219 171H217L215 174H214V172H213V177L215 178V179H217V180H219L220 178H221V172H219ZM33 172V173H32ZM117 172V171H116ZM125 172H126V170H125ZM138 172H139V174H140V170H138ZM151 172V171H150ZM149 172V173H150ZM176 172H178V175H179V173H180V175L178 176V175H176ZM31 173V174H30ZM48 173V172H47ZM127 173H129V172H127ZM127 173H125V174H127ZM142 173V172H141ZM145 173V172H144ZM149 173H147V174H149ZM193 173V172H192ZM198 173H199V171H198ZM79 176H78V175ZM97 174H99V172H97ZM101 174H99L98 176L100 177V175ZM113 174H115V173H113ZM122 174H124V173H122ZM121 174V175H122ZM132 174H138V173H132ZM138 174V175H139ZM143 174V173H142ZM151 174V173H150ZM32 175V176H31ZM48 175V174H47ZM107 175V174H106ZM121 175H119L120 177H126V178H124V179H120L119 180V178L118 179H116V180H119L120 182H121V180H125V179H127V182L128 181H131V180H128V178H127V175H123V176H121ZM131 175V174H130ZM145 175H146V173H145ZM137 176V175H136ZM140 176V175H139ZM149 176V175H148ZM147 176V177H148ZM150 176H152V175H150ZM226 176V175H225ZM4 177V176H3ZM258 177H260V179H259V181L257 182V183H259L260 185H259V187H253L254 185H256L257 186V184H255L254 183V185L253 184H249L250 182H249V179L251 180V179H254V178H256L257 180H258ZM26 178V179H25ZM32 178H30V180H32ZM102 178V179H101ZM100 179L102 180H100V182H104L105 180L104 179H106V178H104V177H101ZM112 178H114V175H113V177ZM116 178V177H115ZM114 178V179H115ZM137 178H138V176H137ZM142 178V177H141ZM228 178V177H227ZM235 178H238V179H235ZM59 179V178H58ZM133 179V178H132ZM232 179V181H230V180H228L227 179V181H228V183L227 184H230L229 183V181L230 182H232V183H234L233 180ZM16 180V181H15ZM19 180V179H18ZM29 180V181H30ZM39 180V181H40ZM43 180H44V178H43ZM53 180V179H52ZM61 180V179H60ZM82 180V185L81 186H79V187H82L84 184H83V181ZM104 180V181H103ZM107 180V179H106ZM135 180H137L136 179V177H135ZM145 180L146 181H148V183H149V178H146V179H138L137 181H138V183L139 184H143V182L144 183H147V182H145ZM151 180V179H150ZM3 181H1V182H3ZM15 181V182H14ZM25 181V182H26ZM33 182H35L34 180H32ZM54 181V180H53ZM52 181V182H53ZM57 181V180H56ZM110 181V180H109ZM112 181V180H111ZM151 181H153V180H151ZM194 181H195V179H194ZM226 181V179L224 180V182ZM236 181V182H237ZM33 182H31V184H33ZM58 182H60V181H58ZM93 182V181H92ZM119 182V183H120ZM196 182H197V179H196ZM219 182V181H218ZM217 182V183H218ZM249 182V183H248ZM5 183V182H4ZM18 183V182H17ZM54 184L53 185H57V182H53ZM56 183V184H55ZM71 183V182H70ZM95 183V182H94ZM105 184L107 183V181H105L104 182ZM104 183H101V185L102 184H104ZM119 183H118V186H116V187H118V189L120 188V186H119ZM123 183V182H122ZM122 183H120V184H122ZM129 183V182H128ZM132 183V181L130 182V184ZM135 183V185L137 184L138 185V183H136V182H133V184ZM147 183V184H148ZM207 183V182H206ZM223 183V182H222ZM252 183V182H251ZM1 184H3V183H1ZM0 184V185H1ZM16 184V183H15ZM18 184H20V182L18 183ZM18 184H16V186L18 185ZM26 184H27V182H26ZM30 184V185H31ZM37 183H35V185H36ZM79 184H81V183H79ZM78 184V185H79ZM107 184H109V183H107ZM106 184V187H105V185H103V186H101V188L103 187V188H106L107 189V187L109 186V185H107ZM113 184V183H112ZM112 184H110V185H112ZM124 184L126 185L127 183H125V181H124ZM147 184H146V186H147ZM151 184V183H150ZM221 184V183H220ZM236 184H238V183H236ZM5 185V184H4ZM34 185V184H33ZM34 185V186H35ZM52 185V183L50 184V186ZM53 185L51 186V187H53ZM115 185V184H114ZM125 185H123V186H125ZM132 185V184H131ZM136 185V186H137ZM198 185H200V184H198ZM207 185V184H206ZM232 185H234V184H232ZM8 186V185H7ZM6 186V187H7ZM15 186V188H17V187H21V188H19V190H21V189H23V186L21 185V186H17L16 187ZM134 186V185H133ZM132 186V187H133ZM140 186V185H139ZM145 186V184H144V186H142V187H140V188H144V189H146L147 187ZM6 187H2L1 189L3 190L4 188L6 189ZM25 187V186H24ZM27 187V186H26ZM32 187V186H31ZM37 187H39V186H35L34 187V189H41V188H37ZM112 187H114V186H112ZM116 187H114V189L116 188ZM128 187V186H127ZM131 187V186H130ZM138 187V186H137ZM201 187H203V186H201ZM208 186H206L205 188H207ZM215 189H216V187L215 186H213ZM220 187V186H219ZM218 187V188H219ZM226 187H228L229 188V186L227 185ZM231 187H232V190H234V188H233V186H231L230 185V191H231ZM78 188V187H77ZM103 188L101 189V190H103ZM109 188V187H108ZM134 188H135V186H134ZM149 188H151L150 186L147 188V189H149ZM209 188H212V186L211 187H209ZM209 188H207V190H210ZM227 188V189H228ZM4 189V190H5ZM27 190H28V188H26ZM31 189H33V188H31ZM33 189V191L32 192H30V193H36V195L37 194H39L40 193V191L39 190H34ZM80 188H78L77 189V192L76 193H74V191H76V189L72 192V194H74V197H75V194L77 195V193H78V191H82V188H81V190H79ZM105 189V190H106ZM118 189H116L117 191H119ZM121 189L123 190V187L121 186ZM129 189V188H128ZM133 189V188H132ZM138 189H139V187H138ZM146 189V190H147ZM199 189H200V186H199ZM214 189V190H215ZM2 190H0V192L2 191ZM17 190H18V188H17ZM17 190H15L16 191V193H17V195H21L20 193L23 191H19V193L17 192ZM25 190V189H24ZM43 190H45V189H43ZM54 190H55V187H54ZM87 190V189H86ZM105 190L103 191V193L105 192ZM122 190H120L121 192H122ZM127 190V189H126ZM135 190H136V188H135ZM200 190H202V189H200ZM214 190H210V192L211 191H213V192H215ZM236 190H240V189H236ZM34 191H36V192H34ZM39 191V193H37ZM69 191H71V189L69 190ZM84 191V193H82V192H80V194H79V196H76L75 197V200H76V198H78V199H80V195L81 196H83V195H85V190H83ZM107 192L106 193H104V194H106L107 195V193L109 194V193H111L112 191L114 192V190L112 189L111 190V192H109L110 191V188H109V191H108V189L106 190ZM137 191V190H136ZM144 191V190H143ZM149 191V190H148ZM148 191H147V194H150V192L148 193ZM175 191V190H174ZM219 191V190H218ZM228 191V190H227ZM28 192V191H27ZM116 192V191H115ZM145 192V191H144ZM198 192V191H197ZM1 193H3V192H1ZM10 193V192H9ZM24 193H26V191H24ZM29 193V194H30ZM42 193V192H41ZM87 193V192H86ZM102 192H101V195L103 194ZM125 193V192H124ZM123 193V194H124ZM127 193H128V191H127ZM141 194H142V192H140ZM169 193V192H168ZM205 193V192H204ZM203 193V194H204ZM220 193V192H219ZM219 193H218V195H217V193H216V195L217 196H219ZM222 193V192H221ZM10 194H12V193H10ZM15 194V193H14ZM13 194V195H14ZM42 194H44V192L42 193ZM95 194V193H94ZM116 194V193H111L109 196H114V195ZM130 194H132V193H130ZM139 194V193H138ZM210 194V193H209ZM209 194H207V195H209ZM214 194V193H213ZM243 194V193H242ZM241 194V195H242ZM4 195V194H3ZM16 195V196H17ZM24 195H26V194H24ZM28 195V194H27ZM26 195V196H27ZM61 195L62 196H64V193H61ZM119 196H120V194H118ZM128 195V194H127ZM134 194H132V196H133ZM143 196H144V194H142ZM205 195V194H204ZM207 195H205V196H207ZM232 194H230V193H228V196H230V197H232L231 196ZM241 195H239L238 197H241ZM244 195H245V193H244ZM1 197H2V194L0 195ZM6 196V195H5ZM15 196V197H16ZM32 196H34L35 197V195L33 194ZM39 196V195H38ZM73 196V195H72ZM108 196V195H107ZM107 196H103L105 199H106V197ZM109 196H108V198H109ZM117 196V195H116ZM123 196V198H127V197H129L130 196V198H131V195H128V196H126V193H125V195H121V197ZM125 196V197H124ZM137 196H140V195H137ZM153 196V195H152ZM228 196H226V197H228ZM233 196H236L235 195V193H234V195ZM243 196V195H242ZM14 197V198H15ZM18 197V196H17ZM24 197V196H23ZM118 197V196H117ZM121 197H118V200H120V198ZM135 197V196H134ZM142 197V196H141ZM220 197V196H219ZM224 197V196H223ZM222 197V198H223ZM5 198V197H4ZM9 198V197H8ZM85 198L86 197H84V200H85ZM116 198V197H115ZM138 199H141L142 200V198H139V197H137ZM136 198V199H137ZM148 199H150V197H147ZM147 198H145V199H147ZM221 198V197H220ZM236 198V197H235ZM2 199V198H1ZM16 199V198H15ZM63 199V198H62ZM62 199H61V201H62ZM72 199H73V197H72ZM110 199V198H109ZM127 199H129V198H127ZM126 199V200H127ZM132 199H133V197H132ZM135 199V198H134ZM135 199V200H136ZM138 199L136 200V201H138ZM148 199L146 200V202H147V204L148 203H150L151 204V202H149L148 201ZM151 199H153L152 197H151ZM155 199L156 198H154V201L152 202V205H154V208H157L158 207V205L160 206V204H157L156 203V205L155 204H153L154 202H155ZM206 199V198H205ZM213 199V197L211 198V196H210V200H212ZM215 200H213L214 201V204H216L217 203V201H216V199H218V197H216V198H214ZM225 199V198H224ZM239 199V198H238ZM75 200H73L72 202L74 203V201ZM82 199H80V201H81ZM130 200V199H129ZM135 200H133V201H135ZM206 200H208L207 202H210L209 201V198L208 199H206ZM220 200V199H219ZM222 200V199H221ZM58 201H60V200H58ZM108 202H110V201H112V200H107ZM115 201V200H114ZM113 201V202H114ZM140 201V200H139ZM212 201V202H213ZM216 201V202H215ZM223 201V200H222ZM50 202H51V200H50ZM103 202H104V200H103ZM112 202V203H113ZM116 202V201H115ZM121 202H123V199L121 200ZM132 202V200H130V202L128 201V202H126V204L128 205V209L130 208L129 207V203H131ZM141 202H144L143 200L141 201ZM141 202L138 204V206L139 205H141ZM221 202V201H220ZM224 202V201H223ZM106 205H108L109 203H107L106 201L104 202ZM117 204H119L120 202H116ZM116 203H114L113 205H114V207H110V205L109 206H107V207H110V209H115L116 207ZM138 203V202H137ZM136 202L135 203H133L134 205L135 204H137ZM159 203V202H158ZM187 203V202H186ZM227 203V202H226ZM225 203V204H226ZM52 204V203H51ZM121 204V203H120ZM125 204V203H124ZM123 204V205H124ZM132 204V203H131ZM133 204L131 205L132 207H133ZM143 205H144V207H146L145 209L147 210V207H148V205L147 206H145L146 205V203H142ZM211 204V203H210ZM50 205V203H48V205H46V207H48ZM122 205V204H121ZM64 206H66V205H64ZM112 206V205H111ZM126 206V205H125ZM125 206H121L122 208L124 207V211H120V210H123L122 208L121 209H119V211H117V212H123V215H119V216H121V221L123 222L125 219H126V217L128 218V216H126V212H128L129 213V211H126V210H128V209H126V207ZM138 206H134L135 208H133V210H132V213L134 212V211H136V213H134V214H131V215H133V216H131V218H135L136 219V215H138L139 213L138 212H140V211H144V210H140V208H142L143 206L141 205V207H139L138 208ZM151 206V205H150ZM210 206V205H209ZM212 206H215V209H216V207L217 206H220V205H211L210 206V211L211 210H213V208H212ZM71 207V206H70ZM132 207L130 208V209H132ZM189 207V206H188ZM221 207V206H220ZM259 207V206H258ZM260 207H261V205H260ZM50 208V207H49ZM49 208H47V209H49ZM138 208V211L137 210H135V209H137ZM212 208V209H211ZM244 208H247V205L245 206V204H242V203H238V204H236V205H234V206H232L231 208H230V212L234 215V217H236V219H238V221H241V219H242V217L245 215L244 214ZM72 209V208H71ZM75 209H77V207L76 208H73L72 209V213L70 212V214L69 215H67L66 217L65 216H63L62 218L63 219H65L64 221H61V222H68V221H71L72 219L71 218H69V217H74V216H77V215H79L80 216V214H75L74 215V213H75ZM84 209V208H83ZM83 209H80V208H78V211L79 212H77L76 211V213H81L82 212V210ZM143 209V208H142ZM149 210H151V209H153V207H149L148 208ZM162 208H161V206L159 207V210L160 211H162L161 210ZM220 209V208H219ZM264 208L263 207H261V210H263ZM49 210H51V208L49 209ZM81 210V211H80ZM116 210H118V208H116ZM140 210V211H139ZM149 210H147V211H149ZM155 210V215L156 214H158V210L157 209H154ZM218 210V209H217ZM217 210H214V212H216ZM224 210V209H223ZM247 210V212L249 211L248 209H246ZM253 210H255V209H253ZM261 210H258V211H260L261 212ZM54 214H55V209H53V210H51ZM57 211V210H56ZM126 211V212H125ZM131 211V210H130ZM147 211H145V212H147ZM151 211H153V210H151ZM209 211V212H210ZM219 211V210H218ZM251 211V210H250ZM255 211H257V210H255ZM264 211V210H263ZM48 212V211H47ZM50 212V211H49ZM51 212V213H52ZM74 212V213H73ZM87 212H88V210H87ZM144 212V213H145ZM213 212V213H214ZM246 212V211H245ZM41 213V212H40ZM53 213H52V215H53ZM85 213V215H86V212H84ZM96 213V212H95ZM110 213H112V216L113 215H115L116 214V212H115V210H113V212H112V210H111V212ZM143 213V212H142ZM144 213H143V215H144ZM147 213H149L150 214V212H147ZM147 213L145 214L146 216H147ZM161 213H163V211L161 212ZM160 213V214H161ZM225 214H226V217L228 216V212L226 213V212H224ZM222 214V211H221V209H220V215L222 214V215H224L225 216V214ZM262 213H264V212H262ZM44 214V213H43ZM48 214V213H47ZM73 214V215H72ZM90 215V213L88 212L87 213V215ZM118 214V213H117ZM154 213H152L151 214V216L153 215ZM160 214H158V215H156V216H160ZM219 214V212L217 213V215ZM254 214H255V212H254ZM42 215V214H41ZM52 215L50 214V217H51V219H53L55 222H56V218H52ZM70 215H72V216H70ZM88 215V216H89ZM93 214H91V216H89L90 217V219L91 218H94L93 216H92ZM126 217H125V216ZM130 215V214H129ZM141 215V214H140ZM144 215V216H145ZM164 215V214H163ZM161 216V217H164L165 218V216ZM220 215L218 216V217H220ZM250 215V214H249ZM259 216H260V214H258ZM46 216V220H43L42 219V221H44L45 223H46V225L47 224H49V225H51V229H52V226H54L53 228L55 229V228H57L56 226H58V225H55V224H52L51 222H53V221H48V219L47 218H49V217H47V215H45ZM49 216V215H48ZM60 216H62V214L60 215ZM82 216H84V215H82ZM98 216V215H97ZM122 216H124L123 218H122ZM142 216V215H141ZM141 216L140 217H137V219H136V224L138 223V222H140V223H146V218H148V216L145 218V220H142V219H144V217L142 218V219H140V220H138V218H141ZM223 216V217H224ZM230 216V215H229ZM228 216V218H229V221H227V219L228 218H226L225 220L227 221V222H229L228 223V225H227V227H229V224L231 223L230 221H231V219H230V217ZM254 216V215H253ZM42 217V216H41ZM41 217H38V218H41ZM54 217V216H53ZM87 217V216H86ZM115 218H116V220H118L117 219V217L118 216H114ZM130 217V216H129ZM155 216L153 215V219H152V221L151 222H155V223H151V224H157L156 222H158V224H166V222H163V223H161L162 222V220H164V218L161 220V218H159V217H157V219H160L159 221H157V219H156V217L154 218ZM215 217L216 218H218L216 215H215ZM215 217H213V218H215ZM223 217H220L219 219V221H221L222 223H223V225H224V222H226V221H222L223 220ZM264 217V216H263ZM43 218V217H42ZM74 218H77V217H74ZM73 218V219H74ZM84 218H85V216H84ZM195 219L197 218V217H194ZM215 218V219H216ZM222 218V219H221ZM254 218L256 219L257 217H255L254 216ZM50 219V218H49ZM68 219H70V220H68ZM78 219H80V218H78ZM78 219H74V220H72V221H76V220H78ZM86 219V218H85ZM87 219H89V218H87ZM89 219V220H90ZM95 219V218H94ZM130 219V218H129ZM150 219V217H149V220L147 221V223L151 220ZM155 219V221H153ZM166 219V218H165ZM193 219V218H192ZM233 219V218H232ZM62 220V219H61ZM81 220V219H80ZM98 220V219H97ZM120 220H118L119 222H120ZM127 220V219H126ZM125 220V221H126ZM138 220V221H137ZM142 220V221H141ZM251 220H253V218H251ZM41 221V222H42ZM71 221V222H72ZM88 221V220H87ZM93 222H91V223H93L92 224V226L94 225V221L95 220H92ZM99 221V220H98ZM98 221H96V223H98ZM103 221L104 220H101V221H99V222H101V223H99V224H103ZM130 220H128V222H129ZM132 221L134 222L135 220L134 219H132ZM131 221V225H132V222ZM165 221V220H164ZM219 221H218V223H219ZM246 221V220H245ZM263 221V220H262ZM40 222V223H41ZM78 223H79V221H77ZM76 222V223H77ZM82 222V221H81ZM89 222V221H88ZM122 222H120V223H122ZM127 222V221H126ZM160 222V223H159ZM188 222V221H187ZM215 222V221H214ZM234 222V221H233ZM72 223H75V222H72ZM105 223H107V222H105L104 221V225H105ZM140 223L138 224V225H140ZM145 224V225H140L141 227H143V226H145V228H146V226L148 225L149 226V224ZM207 220H202V221H200V222H198V223H195V224H191V225H188V226H186V227H184V228H181L180 230H177L176 232H174L172 235H170V239H169V241H168V248H165L164 249V253H161V254H157V255H152V256H148L147 257V259H148V261H149V264H224V263H218V257L216 256V257H212V255H211V257H208V256H210V255H208L207 257H206V255L205 254H202V255H205V256H200L199 254L200 253H203V251H200V253L199 254H197V255H199L198 256V262H196V260H195V262L193 261V258H192V255H191V252H190V249H189V247H190V245L192 244V243H194L195 242V244H196V246H197V248H207L209 245H210V243H211V241L213 240V235H212V233L209 231V229H208V225H207ZM217 223V222H216ZM216 224V225H218L219 226V224ZM247 223V226H248V224L250 225L251 223H250V221H249V223H248V221L246 222ZM261 223H264V222H261ZM130 223H128V224H126V225H124V224H122V225H124L125 227L126 226H130L129 225ZM135 224V225H136ZM157 224V226H161V225H158ZM180 224V223H179ZM178 224V225H179ZM181 224H183V223H181ZM233 224H235V223H233ZM49 225H47V226H49ZM66 225H68V229H72V232H70L69 233V231L70 230H68V233H67V227H66ZM65 226L64 225H62V227L65 229L64 230V232L66 231V234H62V231H60V229H59V231L61 232V234H60V236L61 235H65V236H67L66 238H68V240H70V241H72L74 238H72V240H71V238L69 239V237H73L72 235L73 234H75L76 235V233H78L79 231L77 230L78 228H76L75 226L77 225H71V223H70V226H69V224H66ZM98 225V224H97ZM97 225H96V228H98L97 227ZM103 225V226H104ZM106 225H109V224H106ZM105 225V226H106ZM130 226V228H129V231H128V229H127V232H130V233H133V235L135 234V232L136 231H138L137 229L136 230H134V228L136 227L137 228V226ZM169 225V224H168ZM167 225V226H168ZM220 225H222V224H220ZM236 225V224H235ZM235 225H232V223H231V225L230 226H235ZM72 226V227H71ZM100 227V228H102L103 230H104V232H103V230L102 231H100V230H98L99 232H100V234L101 233H105V231H109L108 229L107 230H105L104 229V227ZM140 226H138V227H140ZM152 226V225H151ZM218 226L216 227L217 229H221L222 227L220 226L219 228H218ZM226 226V225H225ZM252 228L254 227V226H257V225H250ZM59 227V226H58ZM61 227V229H63ZM66 227V228H65ZM73 227H74V229H73ZM108 227V226H107ZM133 227V228H132ZM153 227H156V226H152V227H149V230H150V228L152 229ZM175 227V226H174ZM34 228H36V227H34ZM49 228V227H48ZM48 228H46V230L48 229ZM76 228V229H75ZM92 228H94V227H92ZM164 228V227H163ZM231 228V227H230ZM232 228H236V227H232ZM241 228V227H240ZM250 228V227H249ZM249 228H247V229H249ZM53 229V230H54ZM84 229V228H83ZM82 229V230H83ZM132 229H133V231H132ZM147 230H148V227L146 228ZM159 230L161 229V227H159L158 228ZM167 229V228H166ZM216 229V230H217ZM246 228L245 227H243V229L241 230L242 232H241V235L243 236V237H245V239L243 238V242H242V247L245 249V248H247V246L248 245H251V247H252V250H254V249H256L257 248V246H258V244L260 245V244H262L263 246H264V240H262V239H260L259 241H256V240H248V239H246V230H245ZM251 229V228H250ZM255 229H257V228H255ZM42 230V229H41ZM46 230H44V231H46ZM50 229H48L47 230V235H45V238H47L48 237V235L50 234V231H49ZM53 230L51 231V233L53 232ZM76 230V231H75ZM97 229H95V231H94V233H97V236H96V234H95V236H96V238L100 235L99 234V232H97L96 231ZM164 230V229H163ZM227 230V229H226ZM254 230V229H253ZM258 230V229H257ZM48 231H49V234H48ZM57 231V229L54 231V232H56ZM152 230H150V232H151ZM165 231V230H164ZM164 231H161V232H164ZM225 231V230H224ZM248 231L249 230H247V233H248ZM53 232V233H54ZM59 232V233H60ZM81 232H83V231H80L78 234H80ZM139 232V231H138ZM141 232V231H140ZM152 232H154V231H152ZM151 232V233H152ZM257 232V231H256ZM259 232V231H258ZM262 232H263V229H262ZM58 233V231L56 232V234ZM59 233L56 235V236H54V237H59ZM107 233V232H106ZM110 233H112L111 231H110ZM137 233V232H136ZM145 233H147L148 234V231L146 232L145 231ZM144 232H143V235L142 236H145L146 237V234H145ZM158 233V232H157ZM223 233H225V232H223ZM227 233V232H226ZM260 233H261V231H260ZM77 234V235H78ZM139 234H142V233H139ZM138 234V235H139ZM145 234V235H144ZM154 234H155V232H154ZM159 234H161V233H159ZM38 235H40V234H38ZM44 235V234H43ZM55 235V234H54ZM76 235V236H77ZM107 235V234H106ZM133 235L131 234V237L129 238L130 240L131 239H133V241H137L138 239H136L137 237H136V235L137 234H135L134 236H135V240H134V238H133ZM137 235V236H138ZM224 235V234H223ZM245 235V236H244ZM260 235V234H259ZM41 236V235H40ZM76 236H74L75 237V239H76V241L75 240H73L72 241V244L75 246H72V247H74V248H76V247H79L80 246V243H78L77 241H79V240H77V238H76ZM79 236V235H78ZM109 236H111V235H109ZM108 236V237H109ZM141 236V235H140ZM140 236H138L139 238H140ZM153 236V235H152ZM263 237H264V235H262ZM39 237V236H38ZM101 237V236H100ZM114 237V236H113ZM110 238V240L111 239H115V237L114 238ZM161 237H162V235H161ZM167 237V236H166ZM163 238L164 239V241H165V239H167V238ZM218 237H220V236H218ZM255 237V236H254ZM40 238V237H39ZM38 238V239H39ZM45 238H43V240L45 239ZM51 238V237H50ZM56 238H53V239H55V241H54V243L52 244V242L50 243V245L49 244H45V249L46 248H48L47 250H52V251H54L52 248H57L58 246L56 245L60 240H58V238H57V243H56ZM60 239H61V241H62V239L64 238L65 239V237L63 236V238H62V236L61 237H59ZM102 238V237H101ZM103 238H105V236L103 235ZM160 238V237H159ZM249 238V237H248ZM99 239V238H98ZM142 239H144V237H142ZM146 240H147V238H145ZM154 239H156V238H154ZM153 239V240H154ZM162 239V240H163ZM231 239V238H230ZM67 239H65L64 240V242H66L67 243V241H66ZM152 240V239H151ZM48 241V240H47ZM47 241H45V242H47ZM51 241V240H50ZM68 242L67 244H68V249H69V247L72 245L71 244V242ZM74 241L76 242V243H78V245H76L75 243H74ZM81 241V240H80ZM105 241V240H104ZM113 240H111L108 244H110V245H107L106 247H104V246H102L103 248H105V249H109L110 251H111V249L113 250V251H111V252H109V254H116V253H113V252H115V251H117L118 249H114L113 247H119V246H123V245H120L121 244V242H116V243H120L119 244V246H118V244H114L113 242L115 241H113ZM141 241H143V240H141ZM158 241V240H157ZM157 241H152L151 243H149V244H153V242H154V244H155V242L157 243ZM159 241H161V239L159 240ZM64 242H60L61 243V245H62V243H64ZM107 241H105V242H103L104 244L106 243ZM138 242V241H137ZM149 242V241H148ZM235 242H236V240H235ZM160 243H162L163 244V242H160ZM167 243V242H166ZM227 243V242H226ZM225 243V244H226ZM70 244V245H69ZM81 244H83V243H81ZM112 244H114L113 246H112ZM141 244V243H140ZM146 244H147V242H146ZM145 244V245H146ZM148 244V245H149ZM159 244V243H158ZM158 244H155V245H158ZM219 244V243H218ZM217 244V245H218ZM235 244H237V243H235ZM47 245H49V247H47ZM52 245H55V246H57V247H52ZM58 245H60V244H58ZM60 245V246H61ZM64 245H65V243L61 246V247H63L64 248ZM102 245V244H101ZM155 245H153V246H155ZM216 245V246H217ZM59 246V247H60ZM66 246V245H65ZM137 246V245H136ZM152 246V247H153ZM215 246V247H216ZM224 246H226V245H224ZM223 246V247H224ZM58 247V248H59ZM108 247V248H107ZM111 247V248H110ZM121 247H119V248H121ZM125 247V246H124ZM151 247V246H150ZM151 247V248H152ZM161 247H166V246H161ZM194 247V246H193ZM44 248V247H43ZM74 248H72L74 251H76ZM80 248V247H79ZM126 248V247H125ZM125 248H122V249H125ZM133 248V247H132ZM222 248V247H221ZM229 248H230V246H229ZM259 248V247H258ZM258 248H257V251H258ZM104 249V250H105ZM155 249H158V248H156L155 247ZM231 249H233V248H231ZM240 249H242V248H240ZM261 249V248H260ZM264 249V248H263ZM38 250H40V249H38ZM37 250V251H38ZM57 250V249H56ZM56 250L54 251L55 253H56ZM59 250H61V249H59ZM58 250V251H59ZM71 250V249H70ZM108 250V251H109ZM120 250V249H119ZM119 250H118V252H119ZM128 251H129V249H127ZM229 250V249H228ZM235 250V249H234ZM246 250V249H245ZM244 250V251H245ZM37 251L36 252H32V253H29L28 255H27V258H28V256H30L31 257V260H32V263L31 264H33L34 262V264H37L36 263V261H38L39 262V259L37 258V256H38V253H37ZM51 251V252H52ZM57 251V252H58ZM65 251H68L67 249L65 250ZM64 251V252H65ZM107 251V250H106ZM106 251H105V253H106ZM107 251V252H108ZM128 251H126V252H128ZM197 251H199V250H197ZM212 251L213 250H211V252L209 251V253H212ZM236 251V250H235ZM238 251V250H237ZM247 251V250H246ZM245 251V252H246ZM251 251V250H250ZM44 252V251H43ZM46 252V251H45ZM48 252V251H47ZM63 252V251H62ZM72 252V251H71ZM121 252V251H120ZM125 252V253H126ZM193 252H194V250H193ZM223 252H224V249H223ZM49 253V252H48ZM68 253H70L69 251H68ZM67 253V254H68ZM122 253H124V251L122 252ZM131 253V252H130ZM214 253V252H213ZM217 253V255H218V253H219V251L218 252H216ZM36 254H37V256H36ZM41 254H43L42 252H41ZM58 254V253H57ZM61 254V253H60ZM60 254H58V255H60ZM66 254V255H67ZM72 254V253H71ZM71 254H68L69 256L71 255ZM108 254V253H107ZM108 254V255H109ZM121 254V253H120ZM129 254V253H128ZM196 254V253H195ZM206 254H207V251H206ZM224 254H225V252H224ZM224 254H222L223 255V259L222 260H225V258H224ZM237 254H240V252L239 253H237L236 252V255ZM243 254V253H242ZM43 255H45V254H43ZM42 255V256H43ZM47 256H48V254H46ZM62 255V254H61ZM65 255V254H64ZM119 255V254H118ZM126 255V254H125ZM130 255V254H129ZM128 255V256H129ZM216 255V254H215ZM229 255V254H228ZM232 255H233V252H232ZM236 255H233V258L234 257H236V259L235 260H232V261H234V262H236V261H238L239 263H241V260L240 259H238L237 260V258L239 257V258H242L243 259V257H240L241 255H239V256H236ZM245 255H246V253H245ZM46 256V257H47ZM51 256H53L52 255V253H51ZM55 256V255H54ZM53 256V257H54ZM77 256L78 255H76V257L74 256V258H77ZM127 256V257H128ZM229 256H231V255H229ZM264 256V255H263ZM39 257V256H38ZM49 257V256H48ZM56 257H57V255H56ZM60 257H63V255L62 256H60ZM68 257V256H67ZM85 257V256H84ZM87 257V256H86ZM126 257V256H125ZM126 257V258H127ZM220 257V256H219ZM27 258H25V260L27 259ZM43 258V257H42ZM51 258V257H50ZM70 258H73V255H71L70 256ZM83 258V257H82ZM94 257H88L87 259H86V264H93L94 262H96L97 263V261H95V260H98V259H96V258H94ZM116 258H117V256H116ZM123 258V257H122ZM131 258V257H130ZM134 258V257H133ZM216 258V259H215ZM227 258V260H228V262L230 263L231 261H230V259H229V257H226ZM251 258V257H250ZM41 259V258H40ZM55 259V258H54ZM63 259V258H62ZM118 259V258H117ZM125 259V258H124ZM245 259H247V256H246V258H244V260ZM249 259V258H248ZM253 259H254V257H253ZM46 260V259H45ZM56 260V259H55ZM55 260H53V262L52 261H50V259L48 260L49 262H51L52 264L54 263V261ZM57 260H58V258H57ZM60 260V259H59ZM59 260H58V262H55L54 264H60L62 261V263H65L66 261L67 262H69L68 260H70V259H68V260H66V258H65V256H64V259L61 261V262H59ZM80 260V259H79ZM79 260H76V261H79ZM126 260H128V263L130 262V263H132V260L133 261H135V259H131V260H129V258L128 259H126ZM220 260H221V258H220ZM219 260V261H220ZM41 261H42V259H41ZM43 261H44V258H43ZM65 261V262H64ZM81 261V260H80ZM123 261H125V260H123ZM139 260H138V258H137V260H136V262H138ZM143 260H141V262H142ZM246 261V260H245ZM249 261V260H248ZM21 262V261H20ZM125 262H127V261H125ZM135 262V263H136ZM223 262V261H222ZM244 262V261H243ZM253 262H255L254 260H253ZM252 262V263H253ZM48 263V262H47ZM50 263V264H51ZM61 263V264H62ZM113 264H117V263H114V262H112ZM124 262H122V264H123ZM140 262H138V263H136V264H139ZM249 263V262H248ZM247 263V264H248ZM257 263V262H256ZM260 263V262H259ZM264 263V262H263ZM22 264H24V261L22 262ZM67 264V263H66ZM69 264V263H68ZM70 264H73V263H71L70 262ZM80 264V263H79ZM101 264V263H100ZM118 264H121V263H118ZM133 264V263H132ZM144 264V263H143ZM225 264H228V263H226L225 262ZM233 264H237V263H233ZM243 264H246L245 262L243 263ZM250 264V263H249ZM258 264V263H257ZM261 264V263H260Z\"/></svg>", "mask_w": 264, "mask_h": 264}]
</instances>
